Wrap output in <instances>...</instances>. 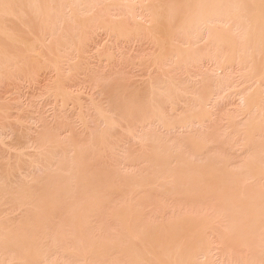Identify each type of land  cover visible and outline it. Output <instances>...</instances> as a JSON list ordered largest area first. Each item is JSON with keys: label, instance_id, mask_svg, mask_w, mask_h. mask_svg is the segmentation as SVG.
Instances as JSON below:
<instances>
[{"label": "bare ground", "instance_id": "bare-ground-1", "mask_svg": "<svg viewBox=\"0 0 264 264\" xmlns=\"http://www.w3.org/2000/svg\"><path fill=\"white\" fill-rule=\"evenodd\" d=\"M70 1V2H69ZM69 1H65V0H0V20H2V24H1V22H0V41H2V40H4V41H6V42H8L9 44L11 43L12 45L14 44V45H17L18 47H17V49L20 47V50H17L16 51V46H15V48H13L14 46H12V50H13V53H11V52H9V51H11V49L10 50H8L6 47H5V45H4V43H3V46L0 44V71H1V74H3L4 72H6V74L8 75V70L10 71V70H12V72L10 71V73H9V75L11 74V73H13V70H16L17 72L19 71V69L21 68V69H23V68H25V66L22 68V66H23V64H25V65H27V63L29 62V60H30V62H31V64L32 63H34L33 65H35V63L37 64L36 66L37 67H40L41 68V66L40 65H42V64H40V63H43L44 64V66L46 65V69H53L52 71H54L57 75H58V77H57V75H56V78H55V80H56V82H55V84H52L53 86H52V92H49V93H51L53 96L55 95V97L58 99L59 97L61 98V105L64 107V108H66L67 109V105L68 104H70L71 103V106L73 105V106H78L77 108H78V110H79V107L81 108V106H82V103H81V100L79 99V95H74V94H72V93H69L68 91H65V89L63 88V82H64V80L66 81L67 80V77L68 76H70V75H72V73H75L74 72V68H75V64L76 63H72V62H70L71 64H69L68 62H69V58H68V61L65 59V58H67V56H65L67 53V51L69 52V50H71V52L73 51V50H77V53H78V51L81 49L80 48V46H82V44L85 42V37H83V36H86L85 34L82 36L81 35V37H83L81 40H79V37H80V34L81 33H84V32H87V29L86 28H90L91 26L93 27V29L94 30H99V31H102V32H106V34H109V37H114V38H116V39H118V40H128V39H131L132 40V38H134V40L136 39L137 40V38H141V36L140 35H145V34H147L149 37H148V39H150V41L151 40H153V41H151V43H153L154 42V44L156 45V50H157V52L154 54V53H152L151 54V56L149 57V55H148V57H146L145 55H141V57H139V59H137L138 60V63H142L143 62V66L146 64V63H149L150 64V71H149V73H151L152 74V71H151V69L153 70V69H155V70H153L154 72V74H155V72H158V71H160L159 73L160 74H157V75H160V77H161V75H162V78L160 79V81H159V83H156V84H154V82H153V85H151L149 82H148V87H150L151 86V89L149 90V92L150 91H152V93H151V95L149 96V97H151L152 98V94H154V95H156V97L155 96H153V99H151L150 98V103L149 104H147V106L145 107V110L143 111V114L141 113V111H139L138 110V112H139V114L141 115L142 114V116H141V118H140V120L138 121V122H133L134 124H137L138 123V126H137V128L138 129H140V130H143L142 128H144L145 127V125L147 124V127L149 126L148 124H152V123H157V124H159L160 126H162V128L161 129H164L165 128V131H169L171 128H173V127H180V129H183V128H189V129H187V131L189 132V133H191L193 130L195 131V132H197V130H198V134H195V132H192L191 134H189V136L187 137L188 138V142L190 143V145H188V143L184 140V138H183V142H186L187 143V147L188 148H190V150H191V144H192V146L194 147V145L196 146V150H195V152L194 151H192V153H193V155L191 154V151H190V154L192 155V158H196L197 159V161H198V158L199 159H203L204 157H210V160H211V158L213 157V158H216V156H218V157H220L219 155H217L216 154V156L214 155V156H210V152H211V150L212 149H214V148H212V145H214L213 143H212V145L211 144H209L208 145V143H209V141H208V143H207V140L209 139V137L207 138L206 136H207V132L209 131L207 128H205L203 125H205V122H206V124H207V121L208 122H210L211 120H212V123H213V118H212V115L214 114L215 115V113L216 112H214L215 111V109L216 108H214V106H215V104L217 105L219 102H216V101H219L218 100V98H217V100L215 99V89H216V85H214V90H213V88H211V87H209L208 85V83H210V85L211 84H213L214 82V76L216 75V74H214V75H212L213 76V78H211V77H209V79H206V78H208V76H206L205 78H204V81L205 80H207V81H203L204 83H207V86H205V84L203 85L202 84V77H199L198 76V74H196L197 75V79H198V81L195 79V77L193 76V78H194V80H193V78H191L192 79V81L194 82L195 80L197 81V82H199L200 84L199 85H201L200 87L202 88L203 87V91H202V89L201 90H199V92L200 91H202L201 93H199V94H197V93H195V90H194V92H190L191 91V88H190V90H186V92H187V94L185 95V97H183V98H185V99H189V101L193 104H195V107H194V109L192 110L191 108H190V110H192V111H190V113L188 114V113H186V111H185V115H179V113H177L176 111V113L179 115H177V114H175V112L173 111V113H174V116H178L179 118L176 120V118L174 119V120H172V121H169L170 119H166V117L167 118H172V117H170V115H169V117L166 115L165 117H164V113L162 114V107H161V105L159 104V100L160 99H163L162 98V96L164 97V99L166 98V103L168 104L169 102H174V100H175V98H174V96H173V93H171V92H173V90L175 91V93L174 94H179V97L182 95V93H183V91L184 90H182L181 88H183V87H181V85H180V87L181 88H177L176 86H174V82H175V80H174V76L176 75V72H175V70L176 69H179V72H180V69H181V67H185V70H183V68H182V70L183 71H186L185 73L187 74V75H189V69H192V68H194L193 66L195 65V66H198L199 64L200 65H202L203 64V62H204V64H205V62H207L206 64H209V63H211L212 64V66H214L215 67V69H216V71H217V73H219L218 74V76L215 78L216 80H217V82H216V84L218 85H221L223 82H224V78L226 77V80H227V78H228V75H227V73H229V72H231L230 70H233L234 68H236V66H238L237 67V69H239L238 70V73H239V71H240V75H241V77L242 78H244L245 79V81H246V83L248 84V85H250V83H251V85L249 86V89L247 90V92H244V91H246V89L244 90L243 88H242V90H244V91H241L238 87H236V84H237V86H239L238 85V81H235V82H237V83H232V84H235L234 85V88H238V92H237V90H235V93L239 96V101H240V107L238 108L239 110H238V112H235V114L234 115H236L235 116V118H232V124H230L229 123V121L231 120H229L228 119V123L227 124H229V126L230 125H235V120H236V122H237V118H238V122H239V120L241 121V123H240V125L242 124V128L241 129H239L238 131H237V133L238 132H240V136L242 135L243 137H245V139H244V141L245 142H243V144L242 145H236L235 147L233 146V148H235L236 150H238V151H236L235 149V151L238 153H244V155L245 156H247V158H246V160H244L245 162H243L244 164H243V167H239L240 169H237V170H235L234 168H232L234 165H232L231 163H233L234 161H224L225 159L223 158V161H222V159L221 160H219L218 161V158L216 159V161H218V164H217V166H215V167H213V165H215L214 163H215V161H214V163L213 162H211V163H213V165H212V167H210V163H207V164H210L209 166H204V167H206V168H209V170L210 171H208L207 172V170L206 169H204L203 170V168H202V165L199 163V162H201L202 161V164H203V161L205 162V161H207V159H201V160H199V164L201 165V170H198L197 168H195V167H198V166H200L199 164H197V166H195L196 164L194 163L195 161H194V159H191V162L188 160V159H186L187 160V162H185L186 160H185V153L184 152H186L187 153V151L189 150H186V151H184L182 154H184L183 155V157L181 158V156H182V154H181V151H180V149H179V154H180V156H179V159L177 158V162H176V157L178 156H176V153H178V152H176L175 150H178V148H176L175 150H174V153H172V150H169L170 148L168 147V146H164V145H162V142H163V140L160 142L161 144L160 145H156V144H158V143H156L155 145L153 144V143H151V142H154V140H153V138H152V136L150 135V133H151V130H150V126H149V130L147 131L148 132V134H147V132L145 131L146 130V128L144 129V131H145V133H144V135L142 134V132L140 133L141 135V137L139 136V134L138 133H136L137 135H135V132L137 131V128L135 127V130L133 129V128H130V129H128V127L129 126H127V125H125V126H127V133L125 134V135H127V138L129 139V141H130V138H131V142L133 141L132 139H134V140H137L136 139V137L138 138V142L136 141V143H137V145H140L139 147H141V148H138L139 150L141 149V151H142V154L143 155H140V154H135V152H139V150H137V151H135L134 153L132 152V156H133V158L135 157L134 156V154L139 158V159H132V158H130L131 160H133V161H131L130 160V162H129V155H126L128 158V164L129 163H131V165H133V164H136L139 160H142L141 158H142V156H143V159L145 160V158L149 155V154H151V156L150 157H152L153 156V158H155V157H157V158H159V159H161L160 161H159V159H157L156 158V160L157 161H159V163H157V165H158V168H156L154 165H152L150 162L151 161H147L146 160V164H147V162L148 163H150L151 165H149V164H147L149 167L150 166H152V167H154L153 168V170H157V179H155V181L153 182V180L152 179H150V180H152V183H153V185L151 184L150 186H153L152 187V189L154 190V191H156V192H161V191H163L160 187H162L163 185H162V183L164 184V186H166V187H168V185L167 184H171V186L173 185L172 183H171V181H176V179H177V181H179V184H178V186H183L184 185V187H185V184H188V186L187 187H189V185H190V183H191V185L193 186L194 185V188H197L196 187V179H197V181L198 182H205L204 184H205V186H204V184L201 186V190H203V186H204V192H205V196L207 197H209V198H211V196L210 195H214V194H211V193H213V192H216L215 194H217V195H219V193H222L223 192V190H222V183H223V181H225V179L227 178V177H229L230 178V180H231V177L230 176H233V178H232V180H231V183L234 185L233 187H234V191H235V193H233V191L232 192H230L231 191V188H229L230 189V191H228L227 189H225L224 188V191H226V192H228V193H226V192H223V194L225 195V196H223V194H220L219 195V197H221L223 200H225V203L226 204H229L230 203V206L229 207H227L228 209L227 210H229V208H231V204L233 205L232 206V210L230 209V211H229V213H232L234 216H238V219H236V220H234L235 221V223H234V225L236 226V225H238L239 224V226H238V228L237 227H235L234 226V228H232V225L230 224V225H228V226H230V229H232L234 232H236V233H234L233 231H231L230 233H232L233 232V234H230L229 233V231H224V232H227V234H228V236L226 237V234H224V233H222V234H224V236L222 235V236H220V237H223L224 239L226 238V241H224V239H223V241L226 243L227 241H228V239L227 238H229V239H231V242L232 241H234V239L232 240V238L233 237H235V241H237L239 244H240V242L242 243L243 242V244L245 243V247H248V246H246V245H250V248H248V251H249V253L250 254H252V253H254V251L252 252V249H251V247L253 248V247H261L262 246V248H261V251H260V249L258 250V251H260V254L258 253V258L260 259V261H261V264H264V255L262 256L261 254H264V251L262 252V250H264V244L262 245V241L261 240H263V238L262 239H260L259 238V236H261V237H263L264 236V191H262L264 188H263V182H261L262 184H259L258 186L259 187H255V185H256V181L258 182L259 181V183H260V180H263L264 179V148H262V149H260V150H262V151H257V150H254V148H253V153H251V154H247L246 155V153L249 151L248 149H247V147H248V143L250 144V141H251V144H252V141H254L253 140V138H256L257 136H259V137H261V135L260 134H264V107H262V104H263V102H264V0H179V1H171L170 0V2L169 3H167L169 0H69ZM166 1V2H165ZM26 3L29 5V9H30V12H31V14L33 15L32 17H30L32 20H33V22L35 23V21H34V18L36 19V21L38 20V22H40L41 21V23H42V25H43V27H41L40 26V28L38 29L37 28V30L39 31L41 28H43V29H41V31L43 32V34L41 33V31H40V34L39 35H41V36H43V39H47V42H50V45L47 47V44H46V46H45V41L44 42H40L42 39H38V41H39V43L37 44L36 43V41H37V37H35L34 36V38H32L33 40H35V38H36V40L34 41V42H32L31 43V41H30V43L28 42L29 40L28 39H30V35L28 36V32H32L33 31V28H32V30H28V27H26L25 26V24H23V22H25V19L27 18L26 16H27V14H29L28 13V7H26L27 5H26ZM74 3V5H72ZM22 4H24V5H22ZM72 5V6H71ZM20 6H21V9H24V8H27L28 10H26L25 12L27 13H24L23 11H21V9H20ZM22 6H24L23 8H22ZM64 7H68V9H69V11L68 12H66V10H65V8ZM122 8V9H121ZM18 9V10H17ZM63 9L65 10V12L66 13H68V16L66 15V13L64 12V15H62V11H63ZM67 9V10H68ZM123 10V9H126L127 10V12L125 13L124 11L122 12L121 10ZM62 10V11H61ZM61 11V12H60ZM65 15L68 17L67 19L66 18H64V19H61V17L62 16H64L65 17ZM178 16V19H179V21H178V27H177V24H176V17ZM29 18V19H30ZM173 19H174V21H175V26L177 27V28H173L172 27V21H173ZM15 20V21H14ZM16 20H18L17 21V23L19 22V24L21 25V21H22V25H24V27H26L24 30H28V32H27V41L25 40V38L24 37H22L21 36V34H19V32L20 33H22V30H23V26L21 25L20 27H23L22 29L20 28V27H17L18 25H15L16 23ZM40 20V21H39ZM143 20V21H142ZM10 21H13L12 23H13V25H15L17 28H20V30L19 29H17V28H15L16 29V32L14 31V29L12 30L11 28H9L8 26H11L12 25V23L10 22ZM27 21L29 22V20L27 19ZM144 21H145V23H144ZM173 21V22H174ZM28 22H27V24H28ZM33 22L31 21V24L33 25ZM38 22H36V25H37V23ZM6 23L7 24H9L8 26L6 25ZM75 24V26L77 27H79V28H77V30H79L80 29V31H81V33L78 31V33H79V36H77L76 35V37L78 38V40L79 41H77V38H75L76 40L75 41H73L72 40V38H71V36H67V34L64 32V26H66V28H68V31L69 30H71L70 32H72V30H74V29H76V28H74V29H72V24ZM59 24H61V25H59ZM29 25H30V22H29ZM35 25V26H36ZM90 25V26H89ZM34 26V25H33ZM38 26H39V24H38ZM37 26V27H38ZM70 28H69V27ZM74 26V25H73ZM12 27V26H11ZM57 27H59V30H60V32H61V34H63V33H65V34H63L64 36L62 37V36H60V39H62V40H60L59 39V41L55 38V30L57 29L58 30V28ZM12 28H14V27H12ZM31 29V28H30ZM17 30H18V33H17ZM34 30H35V28H34ZM37 31V32H38ZM84 31V32H83ZM90 31H92L91 30V28H90ZM36 32V31H35ZM36 32V33H37ZM59 32V33H60ZM66 32H67V30H66ZM69 32V33H70ZM29 33V34H30ZM56 34L58 37H59V35L60 34ZM90 33V32H89ZM96 33V32H95ZM101 33V32H100ZM23 34V33H22ZM33 33H31V35H32ZM74 34H75V30H74V33H73V35H72V37H75L74 36ZM76 34H77V31H76ZM93 34V33H92ZM25 35V34H24ZM70 35V34H69ZM143 35H142V37H143ZM33 36V35H32ZM88 36V35H87ZM146 36V35H145ZM145 36H144V39H145ZM46 37V38H45ZM147 37V36H146ZM41 38V37H40ZM49 38H50V41H49ZM90 38V37H89ZM139 40V39H138ZM77 41V42H76ZM129 41V40H128ZM149 41V40H148ZM46 42V43H47ZM78 43V46H76L74 43ZM110 42L112 43V41L110 40ZM1 43V42H0ZM35 43L37 44V45H41L39 48L41 49V47L42 46H44V47H46V49H47V55L46 56H44V57H49L50 58V61H49V59L46 61L44 58H43V56H41V55H44V54H41L42 53V51H41V53H40V51H38V49L36 50V48H35ZM128 43V42H127ZM117 44V43H116ZM153 44V45H154ZM85 45V44H84ZM6 46H7V44H6ZM8 47V46H7ZM10 47V46H9ZM84 47V46H83ZM43 48V47H42ZM105 48V47H104ZM107 48H109V45H108V47ZM43 50H45V49H43ZM101 50H102V48H101ZM110 50V49H109ZM66 51V52H65ZM116 51V50H115ZM82 52V50L80 51V53ZM99 52V51H98ZM154 52H155V49H154ZM45 54H46V52H44ZM70 53V52H69ZM76 53V52H75ZM119 53V52H118ZM68 55V54H67ZM71 55V54H70ZM76 55V54H75ZM82 54H80L79 55V57L81 56ZM97 55V54H96ZM120 55V54H119ZM153 55V56H152ZM69 56V55H68ZM76 56H78V55H76ZM75 56V57H76ZM100 57V58H103L104 60L106 59V60H109L110 62L114 59V54H113V52H112V50H110V51H108V50H105V49H103V51H100L99 53H98V55H97V57ZM74 57V58H75ZM77 58V59H81V57L80 58ZM23 58H26L25 59V61L28 59V61L26 62V63H23L24 62V60H23ZM120 58V57H119ZM136 58V57H135ZM138 58V57H137ZM22 59V62H20V60ZM76 59V58H75ZM77 59L75 60V62L77 61ZM136 60V61H137ZM86 61V60H85ZM123 61V60H122ZM135 61V62H136ZM30 62H29V64H30ZM118 62V61H117ZM146 62V63H145ZM20 63H22V65L20 64ZM81 63H82V61H81ZM121 63V62H120ZM123 63V62H122ZM125 63V62H124ZM137 63V62H136ZM137 63V64H138ZM140 63V64H141ZM145 63V64H144ZM73 64V65H72ZM79 64H80V61H79V63L77 64V66H79ZM109 64V63H108ZM135 64V63H134ZM140 64H138V65H140ZM167 64V65H166ZM198 64V65H197ZM205 64V65H206ZM210 64V65H211ZM148 64H146V66H147ZM43 66V65H42ZM43 66V67H44ZM137 66V65H136ZM146 66H145V68H146ZM235 66V67H234ZM28 67L30 68V65L29 66H27V70H28ZM49 67H51V68H49ZM142 67V66H141ZM192 67V68H191ZM201 67H203V65L201 66ZM201 67H199V69H200V72H201ZM214 67H213V69H214ZM234 67V68H233ZM32 68H33V66H32ZM35 68V67H34ZM176 68V69H175ZM38 69V68H37ZM45 69V68H44ZM43 69V70H44ZM84 69V68H83ZM173 69H174V72H173ZM197 69V68H196ZM212 69V68H211ZM26 69H24V73L26 72L25 71ZM30 70H31V68H30ZM39 70V69H38ZM41 70V69H40ZM81 70H82V68H81ZM157 70V71H156ZM162 70V71H161ZM198 70V69H197ZM33 71V70H32ZM32 71H30L31 73H32ZM48 71V70H47ZM202 71H203V68H202ZM211 71V70H210ZM209 71V72H210ZM213 71H215V70H213ZM213 71H211V72H213ZM229 71V72H228ZM20 72V71H19ZM18 72V73H19ZM22 72V73H23ZM182 72V71H181ZM235 72L237 73V70H235ZM21 73V74H22ZM26 73H28V72H26ZM173 73H175L174 75H172ZM191 73H193V71H191ZM190 73V74H191ZM198 73H199V71H198ZM203 73H205L204 71H203ZM214 73V72H213ZM212 73V74H213ZM242 73V74H241ZM6 74H4L3 75V77L5 76V78H6ZM150 74V75H151ZM185 74V75H186ZM194 74V73H193ZM28 75V74H27ZM54 75V76H55ZM60 75H62V76H60ZM179 75V74H178ZM199 75H203V74H200L199 73ZM205 75H207V73H205ZM205 75H203V76H205ZM231 75L232 74H230V77H231ZM236 75H238V74H236ZM11 76V75H10ZM15 76V75H14ZM29 76V75H28ZM73 76V75H72ZM148 76H149V74H148ZM156 76V75H155ZM177 76V75H176ZM1 77L2 76H0V79H1ZM11 77H13V75L11 76ZM23 77V76H22ZM179 78H184V76L182 75H179L178 76ZM178 77H175V79H177V80H179L178 79ZM187 77V76H186ZM190 77H192V74L189 76V80H190ZM223 77V78H222ZM230 77H229V79H230ZM250 77V78H249ZM251 77H253V79H251ZM5 78H4V80H5ZM34 78H35V76H34ZM145 78H147V80H148V77H145ZM152 78V80H153V77H151ZM188 78V77H187ZM238 78H240L239 77V75H238ZM242 78H240V79H242ZM249 78V80L251 79V82H249V80H247ZM7 79H8V77H7ZM69 79V78H68ZM155 79V78H154ZM210 79H213V83L212 82H210L209 80ZM231 79L233 80V77H231ZM230 79V80H231ZM236 79H237V77H236ZM244 79H242L243 80V84H244ZM4 80H2V82L4 81ZM14 80V79H13ZM54 80V81H55ZM127 80V79H126ZM150 80V79H149ZM148 80V81H149ZM181 80V79H180ZM183 80V79H182ZM185 80V79H184ZM242 80H241V82H242ZM154 81V80H153ZM156 81V80H155ZM174 81V82H173ZM191 81V82H192ZM209 81V82H208ZM228 81V83L229 84H231L230 82L231 81H229V80H227ZM1 82V83H2ZM5 82V81H4ZM67 82V81H66ZM122 82H124V81H122ZM151 82V81H150ZM158 82V81H157ZM185 82V81H184ZM186 82H187V79H186ZM189 82V81H188ZM196 82V84H198ZM9 83V82H8ZM110 83V82H109ZM125 83V82H124ZM152 83V82H151ZM180 83V82H179ZM225 83H226V81H225ZM111 84V83H110ZM126 84V83H125ZM128 84V83H127ZM177 84V86L179 85L178 83H176ZM186 84V83H185ZM195 84V83H194ZM229 84L227 85H225L226 87H229ZM239 84H240V81H239ZM246 84V85H247ZM117 85V84H116ZM114 86V87H117V86ZM122 85V84H121ZM150 85V86H149ZM223 85V84H222ZM221 85V86H222ZM246 85L244 84V86L243 87H246ZM97 86V85H96ZM120 86V85H119ZM124 86V85H123ZM183 86V85H182ZM187 86V85H186ZM189 86V85H188ZM187 86V87H188ZM191 86L193 87V85L191 84ZM196 86V85H195ZM198 86V85H197ZM205 86V87H204ZM211 86H213V85H211ZM221 86H219V87H217L218 89L219 88H223L224 89V87H221ZM241 86V85H240ZM109 87H110V85H109ZM187 87H185V89L187 88ZM232 87H233V85H232ZM242 87V86H241ZM93 88V87H92ZM91 88V89H92ZM229 88H231V87H229ZM247 88V87H246ZM99 89V88H98ZM123 89V88H122ZM140 89V88H139ZM188 89V88H187ZM193 89H196V87L194 88L193 87ZM192 89V90H193ZM219 90L221 93H223L222 92V90ZM228 89V88H227ZM232 89V88H231ZM51 90V89H50ZM97 90V89H96ZM108 90H109V88H108ZM116 90V89H115ZM125 90H126V88H125ZM132 90V89H131ZM130 90V91H131ZM137 90V89H136ZM229 90V89H228ZM133 91V90H132ZM132 91H131V93L130 94H132ZM216 91H217V89H216ZM224 91V90H223ZM225 91H226V89H225ZM231 91V90H230ZM83 92V91H82ZM110 92V91H109ZM126 92V91H125ZM129 92V91H128ZM134 92H135V90H134ZM138 92H139V90H138ZM234 92V89L232 90V92L229 94V92L226 94L225 93V95H228L229 94V96L230 95H232V93ZM80 93V92H79ZM103 93V92H102ZM119 93H120V91H119ZM124 93V92H123ZM82 94V93H81ZM106 93H104V95H105ZM116 94V93H115ZM115 94L113 95L114 96V98L116 97H118L117 95L115 96ZM148 94V93H147ZM150 94V93H149ZM108 95H111V94H108ZM126 95V94H125ZM128 95H129V93H128ZM175 95V96H176ZM217 95V94H216ZM224 95V96H225ZM136 96V95H135ZM140 96V95H139ZM161 96V97H160ZM223 96V95H222ZM236 95H234L233 97L234 98H236L235 97ZM105 97H106V95H105ZM121 97V96H120ZM119 97V99H121ZM124 97V96H123ZM126 97V96H125ZM132 97V96H131ZM137 97H138V94H137ZM142 97V96H141ZM154 97L157 99L158 97H159V100L158 101H156L155 99H154ZM172 97H173V100H172ZM176 97H178V96H176ZM226 97V96H225ZM224 97V98H225ZM228 97V96H227ZM126 98H130V96H128V97H126ZM223 97H221V99H222ZM92 99V98H91ZM107 99H109L108 98V96H107ZM118 99V103H119V100ZM124 99V98H123ZM167 99H171V100H169V102L167 101ZM55 100V99H54ZM101 100H102V98H101ZM132 100V99H131ZM134 100V99H133ZM132 100V101H133ZM147 100H149V98L147 99ZM176 100H177V102H181V100H182V96H181V98H180V100L178 99V98H176ZM184 100V99H183ZM98 101V100H97ZM125 101H127L126 99H125ZM130 101V100H129ZM143 101V100H142ZM185 101V100H184ZM93 102V101H92ZM143 102H145V99H144V101ZM165 102V101H164ZM163 102V103H164ZM96 103V102H95ZM101 104H102V102H100ZM113 103H115L116 104V101L114 102V100H113ZM162 103V102H161ZM176 103V102H175ZM185 103H186V101H185ZM239 103V102H238ZM97 104V103H96ZM101 104H97L96 105V107L98 106V108H97V113H100L102 116H103V118L101 117V120L102 119H104V124L106 125L105 126V129L107 128V130L109 131V130H111V131H109V133H108V131L106 130V132H104V135L102 136V134L100 135L101 137H102V140H99V138H98V140L100 141V142H102L103 144H104V149H107L108 151H109V153H108V156L105 154V153H107V150H103V151H105V152H98V154L99 153H102L101 155L103 156V157H105L103 154H105L106 155V158H108V157H110L109 156V154L111 155V153L113 154H115V145H117V143L118 142H124V139H126V141H127V138H122L121 137V141L120 140H118L117 141V143H115L114 141H115V136H114V138L115 139H113V133H112V131L113 130H115V135H117L119 132L116 130V129H118V128H121L122 127V124H124V121L126 122V120L125 119H123V121L122 120H118V118L116 119V117L114 118L111 114H108V113H110V111L107 113V111L105 110V108H104V110L106 111H103V110H101ZM103 104H106V102L105 103H103ZM108 104H110V103H108ZM131 104H132V102H131ZM135 104V101L133 102V104L132 105H134ZM145 104V103H144ZM184 103H182V105H183ZM190 104V103H189ZM189 104H187L186 105V107H189ZM193 104V105H194ZM4 105H6V103L4 104ZM107 105V104H106ZM105 105V106H106ZM121 105V104H120ZM132 105H130V107H128L129 109H127V111L125 110L126 108H127V105H126V108H123L124 109V111H125V117L126 118H128L129 120L131 119V117L133 118V117H135V116H133L134 114H132L131 113V115H129V117H127V113L126 112H128V114H129V110L131 109L132 110ZM136 105V104H135ZM134 105V107H136ZM170 105V104H169ZM178 103H177V107H178ZM103 106V105H102ZM164 106V105H163ZM172 106V105H171ZM190 106H191V104H190ZM3 107V106H2ZM9 107V106H8ZM101 107V108H100ZM109 107V106H108ZM108 107L106 108V109H108ZM139 107H140V105H139ZM139 107H138V109H139ZM141 107H142V105H141ZM144 107V106H143ZM173 107V106H172ZM176 107V104H175V106L173 107V109L174 108H176V109H180V108H177ZM217 107H218V105H217ZM72 108V107H71ZM93 108H95V104H94V107ZM119 108V107H118ZM182 108V107H181ZM61 109V108H60ZM136 109V108H135ZM144 109V108H143ZM187 109V108H186ZM185 108H184V110H186ZM3 110V109H2ZM2 110H1V112H0V114H2ZM94 110V109H93ZM109 110V109H108ZM115 110V109H114ZM116 110H117V107H116ZM115 110V112H118V111H116ZM134 110V109H133ZM132 110V111H133ZM4 112H3V114L6 112L5 110H3ZM9 111V110H8ZM131 111V112H132ZM163 111H164V109H163ZM183 111V110H182ZM258 113H257V112ZM82 112V111H81ZM111 112H113V114L115 113L114 111H112L111 110ZM180 112V111H179ZM252 112H254L255 114H256V116L257 117H260L259 119H253L251 116L253 115V114H251ZM96 113V112H95ZM133 113H134V111H133ZM171 113V112H170ZM173 113H171V114H173ZM181 113V112H180ZM238 113V114H237ZM259 113H260V116H258L259 115ZM2 114V115H3ZM121 114V113H120ZM166 114V113H165ZM258 114V115H257ZM84 115V114H83ZM116 115V114H115ZM122 115V114H121ZM121 115H119V116H121ZM216 115H217V113H216ZM100 116V115H99ZM172 116V115H171ZM231 116V115H230ZM255 116V115H254ZM3 117V116H2ZM1 117V119H7L6 118V116H4L3 118ZM9 117V116H8ZM123 117H124V115H123ZM137 117V118H138ZM232 117H233V115H232ZM256 117V118H257ZM80 118V117H79ZM212 118V119H211ZM228 118H231V117H228ZM134 119H136V118H134ZM131 120V122L132 121H135V120ZM85 120V121H84ZM82 119V118H80L79 119V121H81L80 123V125H82L84 128H85V126L88 128V126L87 125H85V123H86V119ZM234 121V122H233ZM2 122V121H1ZM8 122V121H7ZM130 122V121H129ZM128 122V123H129ZM127 123V122H126ZM215 123V122H214ZM79 124V123H78ZM157 124H155L156 126H157ZM238 124V123H237ZM13 125V124H12ZM143 125H144V127H143ZM154 125V124H153ZM152 125V126H153ZM195 125H197V128L198 129H195L196 128V126ZM212 125V124H211ZM211 125H209V126H211ZM214 125V124H213ZM212 125V126H213ZM239 124L237 125V126H240ZM1 127H3L2 125H0ZM7 126H9V127H11L10 125H7ZM130 126H132L131 125V123H130ZM139 126H141V128L139 127ZM159 126V127H160ZM5 127V126H4ZM62 127V126H61ZM80 127V126H79ZM155 127V126H154ZM175 127V128H176ZM195 127V128H194ZM199 127L202 129V130H204V129H207L206 130V133H205V135H204V133H202V135H200L201 133H200V129H199ZM203 127V128H202ZM208 127V126H207ZM214 127V126H213ZM233 128H235V126H232ZM157 129L156 130H158V126L156 127ZM174 128V129H175ZM194 128V129H193ZM229 128L230 127H228V130H229ZM3 129H5V128H0V133H2L3 132ZM11 129V128H10ZM56 129H57V127H56ZM62 129V131H66V132H68V133H70L71 134V129L68 131V129L67 128H60V130ZM167 129V130H166ZM237 128H235V130H236ZM6 130H8V127L6 128ZM30 130V129H29ZM86 130V129H85ZM103 131H105L104 129H102ZM185 130V132H187L186 131V129H184ZM190 130H192L191 132H190ZM201 130V132H203ZM117 131V132H116ZM124 131H125V129H124ZM135 131V132H134ZM149 131H150V133H149ZM171 131H173V130H171ZM123 132V131H122ZM139 132V131H138ZM170 132V131H169ZM230 132H232L233 133V137H234V131H233V129H232V131H231V128H230ZM4 133H5V131H4ZM48 133H49V131H48ZM58 133V132H57ZM57 133H55V134H57ZM110 133H112V135L110 134ZM124 133V132H123ZM123 133H121V134H123ZM165 133V132H164ZM174 133H175V131H174ZM209 133V132H208ZM5 134H7V133H5ZM45 134V133H44ZM53 134V133H52ZM64 134V133H63ZM73 134V133H72ZM108 134H109V136H108ZM225 134V133H224ZM13 135V134H12ZM46 135H47V133H46ZM45 135V136H46ZM86 135V134H85ZM120 135V134H119ZM203 135L206 137V144L205 143H203V141H204V138L205 137H203ZM229 135H231V133L229 134ZM4 136V135H3ZM45 136H44V138H45ZM49 136V135H48ZM51 137H52V135H50ZM58 136H59V134H58ZM96 136V135H95ZM94 136V137H95ZM210 136V135H209ZM225 136V135H224ZM232 136V135H231ZM239 136V137H240ZM92 137V136H91ZM93 137V138H94ZM109 137V138H108ZM202 137H203V139H202ZM236 137V136H235ZM264 136L262 135V138H263ZM2 138V137H1ZM0 138V139H1ZM4 138V137H3ZM56 138H57V141H58V137L56 136ZM60 138V137H59ZM154 138H155V136H154ZM158 138V137H157ZM214 138V137H213ZM229 138V137H228ZM94 139H96V137L94 138ZM176 139V138H175ZM178 139V138H177ZM218 139V138H217ZM225 139H227V137L225 136ZM236 139V138H235ZM237 139H238V136H237ZM242 138H240V140H241ZM6 140V139H5ZM4 140V141H5ZM48 140V139H47ZM52 140H54V139H52ZM52 140H48L49 142H47V143H45V141H44V144H45V146L43 145V144H41V143H38V147H41L42 145L44 146V147H46L47 146V144L51 147L52 145H53V142H54V146H53V148H52V150H51V148L50 149H48V150H51L50 151V153H51V155H49V159L48 160H51V162L54 160L55 161V159H57L56 158V155L57 154H59V152H58V150L60 149V151H62V149L60 148L61 147V143L59 144H56V140H54L53 142H52ZM60 140H61V138H60ZM66 140V139H65ZM84 140V139H83ZM106 140H107V142H106ZM112 140H113V142L115 143V144H110L109 142H112ZM157 140V139H156ZM166 140V139H165ZM214 140H216V139H214ZM229 140V139H228ZM227 140V141H228ZM232 140V139H231ZM1 141H2V139H1ZM33 141V140H32ZM41 142H42V139L40 140ZM63 141V140H62ZM69 141H71V140H69ZM75 141V140H74ZM128 141V142H129ZM169 142V144H171V140H169V139H167L166 140V143H168ZM174 141V140H173ZM172 141V142H173ZM181 141V140H180ZM211 142L213 141V140H210ZM218 140H216V142H217ZM227 141H225V142H227ZM230 141V140H229ZM235 141V140H234ZM242 141V140H241ZM259 140L257 139V142H258ZM6 142V141H5ZM15 142V141H14ZM35 142V141H34ZM52 142V143H51ZM87 142V141H86ZM95 142V141H94ZM94 142H93V149H94V147L96 146V145H102V143H100V144H97L96 142V145L94 146ZM135 142V141H134ZM179 142V141H178ZM177 142V143H178ZM215 142V143H216ZM240 142V141H239ZM2 143H3V141H2ZM12 143V142H11ZM10 143V144H11ZM31 144H32V142H30ZM50 143V144H49ZM77 142H75V144H76ZM80 143V142H79ZM90 143V142H89ZM118 144L119 145V147L121 148L122 147V150L121 149H116L117 150V157H118V155H124V152H123V149L125 148V145H123L122 146V144ZM125 144H128V143H126V142H124ZM123 143V144H124ZM133 143V142H132ZM180 144H181V142H179ZM232 143H233V141H232ZM235 143H236V141H235ZM254 143V142H253ZM263 143V142H262ZM4 144V143H3ZM15 144V143H14ZM36 144V143H35ZM34 144V145H35ZM39 144H41V146L39 145ZM63 144V143H62ZM71 144H73L72 143V141H71ZM70 144V146H72ZM130 144V143H129ZM151 144V147H153V145H154V147L155 148H151L149 145ZM163 144H165V143H163ZM173 144H176V142L174 141V143ZM222 144V143H221ZM227 144H228V142H227ZM89 144H87V146H88ZM118 145H117V148H118ZM136 145V144H135ZM166 145V144H165ZM211 145V146H210ZM260 145H261V142H260ZM5 146H6V144H5ZM17 146H19V145H17ZM26 146V145H25ZM27 146H29L30 147V144H28ZM27 146H26V148H27ZM42 146V147H43ZM67 146V145H66ZM78 146V145H77ZM77 146L76 145H74L73 144V150L72 149H69V150H72V151H70V152H72L71 153V155H72V157H74L71 161L72 162H74V161H77L78 162V160H80V157H81V154H80V151H79V149H82V148H77ZM81 146H84V145H82L81 144ZM86 146V147H87ZM127 146V145H126ZM132 146H134V145H132ZM175 146L176 145H174V148H175ZM181 146H182V144H181ZM208 146H210V148H208ZM225 146V145H224ZM227 146V145H226ZM258 146V145H257ZM262 146H264V145H262ZM22 147V146H21ZM36 148H37V150L39 149L37 146H35ZM34 147V148H35ZM42 147H41V149H42ZM86 147H85V149H86ZM102 147V146H101ZM149 147H150V149H149ZM164 147H165V149H164ZM170 147L172 148V145H170ZM177 147V146H176ZM217 147H219V142L217 143ZM230 147L232 148V146L230 145ZM259 147V146H258ZM261 147V146H260ZM9 148V147H8ZM7 148V149H8ZM22 148H24V145H23V147ZM25 148V149H26ZM34 148H33V150H34ZM36 148H35V150H36ZM65 148V147H64ZM64 148H63V152L65 151L64 150ZM71 148V147H70ZM92 148V147H91ZM91 148H89V154L88 153H86L87 155H90L91 154V152H90V149ZM96 148H99V147H97L96 146ZM95 148V149H96ZM102 148V149H103ZM130 148V147H129ZM133 148H135V146L133 147ZM167 148H168V150H167ZM173 148V149H174ZM181 148V147H180ZM184 148V146L181 148V149H183ZM186 148V147H185ZM212 148V149H211ZM230 148V149H231ZM11 149V148H10ZM15 149V148H14ZM24 149V150H25ZM29 150L31 149V148H28ZM43 149H45V148H43ZM126 149L127 148H125L124 149V151H126ZM209 149H211L210 151H209ZM22 150V149H21ZM28 150V152L26 153V155L28 156L29 155V151ZM46 150V149H45ZM68 150V149H67ZM66 150V151H67ZM87 150V149H86ZM129 150V149H128ZM127 150V151H128ZM132 150V149H131ZM148 150H150V152H148ZM215 150V149H214ZM246 150H247V152H246ZM15 151V150H14ZM18 151V150H17ZM23 151V150H22ZM22 151H19L20 152V154L22 155V156H24L23 155V153H25V152H23L22 153ZM140 151V152H141ZM165 151H167L166 153H164ZM168 151H170V153L171 154H173L174 155V157H172L173 159H174V161L176 162V165H177V163L178 162H181V161H183L181 164H179V167H181V165H183L184 163L186 164V163H189L190 162V164L188 165V164H186V166L188 165V167H186V166H184L183 165V168L181 167V168H179V167H175L174 168V166H176V165H173V164H175L174 163V161L173 160H171L172 158L170 157V156H173V155H171L170 153L168 154ZM218 151V150H217ZM222 151V150H221ZM225 151V150H224ZM231 151H233V150H231ZM246 153H245V152ZM251 151V150H250ZM31 152H36V151H32L31 150ZM40 152V151H39ZM38 152V153H39ZM47 151H42V152H40V153H42V154H45ZM49 152V151H48ZM56 152H58V153H56ZM63 152H61V153H63ZM68 152V151H67ZM69 152V153H70ZM82 153L84 152V151H81ZM87 152V151H86ZM92 152H96V151H92ZM139 152V153H140ZM176 152V153H175ZM189 152V151H188ZM16 153V152H15ZM69 153H66V155L68 154L69 155ZM30 154H32V153H30ZM47 154V153H46ZM45 154V155H46ZM64 154V153H63ZM84 154V153H83ZM85 154V155H86ZM126 154V153H125ZM212 154V153H211ZM229 154H233V153H229ZM228 154V155H229ZM16 155H17V153H16ZM19 155V154H18ZM25 155V156H26ZM61 155V154H60ZM60 155H59V157H60ZM85 155H84V158H83V160H81L82 161V163L84 164V161H85ZM93 155H96V154H93ZM101 155H100V157H101ZM122 155V156H123ZM223 155H225V154H222V156ZM230 155V156H231ZM20 156V155H19ZM19 156H18V158H19ZM24 156V157H25ZM31 156V155H30ZM36 156H41V155H36ZM47 156H48V154H47ZM92 156V155H91ZM126 156H125V158H126ZM145 156V157H144ZM221 156V157H222ZM230 156H229V159H230ZM240 156V155H239ZM243 156V155H242ZM241 156V157H242ZM245 156L243 157V159H245ZM33 157L35 158V156L33 155ZM44 157H46V156H44ZM50 157H51V159H50ZM61 157H62V155H61ZM65 157V156H64ZM97 157V156H96ZM95 157V158H96ZM113 157H115V155L113 156ZM117 157H115V159L117 158ZM131 157V156H130ZM168 157H170V159L168 158ZM186 157H188V156H186ZM20 158H21V156H20ZM29 158V157H28ZM40 158H43V156L42 157H39V159ZM63 158V157H62ZM62 158H58L57 160H59V159H61L60 161L62 162ZM93 158L94 157H90V158H88V162H93V161H95V162H97V163H100V166L99 165H95V166H99L98 168L100 169V168H102L103 170H104V168H108V169H106L107 170V172H109L110 170L112 171V169H110L109 170V166L110 165H108L107 164V161L105 162V160H104V162L106 163V165L104 166V167H102L103 165H101L102 163L99 161H97V159H95V160H93ZM213 158H212V160H213ZM225 158H228V156H226ZM17 159V158H16ZM24 159V158H23ZM22 159V160H23ZM38 159V158H37ZM38 159V160H39ZM46 159H47V157H46ZM86 159H87V157H86ZM91 159V160H90ZM114 159V158H113ZM119 159V161H120V158H118ZM117 159V160H118ZM123 159H124V157H123ZM148 159H149V157H148ZM151 159V158H150ZM167 159H168V161L170 162V160H171V163H168V161H167ZM220 159V158H219ZM231 159H233V158H231ZM243 159H240L241 161L243 160ZM25 160H27V158L26 159H24V161ZM66 159L64 158V161H65ZM69 160L70 159H68V162L66 163V164H68L69 163ZM111 160H112V157H111ZM110 160V162H112ZM135 160H136V163H135ZM155 159H154V164H156V161ZM185 160V161H184ZM211 160V161H212ZM215 160V159H214ZM17 161L18 162H20L18 159H17ZM29 161V160H28ZM67 161V160H66ZM124 161H125V159H124ZM167 161V167L168 168H170V164L173 166V169H172V171H166L167 169H165V166H164V169L165 170H163L162 172H160V170L163 168L162 166V164H165V162ZM173 161V162H172ZM189 161V162H188ZM193 161V162H192ZM209 161V160H208ZM31 162V161H30ZM34 162V161H33ZM36 162H37V160H36ZM45 162H47V161H45ZM117 162V161H116ZM121 162V161H120ZM140 162V161H139ZM161 162V163H160ZM229 162H230V164H229ZM236 162V161H235ZM44 163V162H43ZM48 163V162H47ZM57 162L55 161V162H53V165H49V166H47L48 164H46V166H47V168H48V170H49V173L51 174V170L53 171V170H56V174L58 173L57 172V169L58 170H60V172L61 171H63L64 169H59V166H57V164H56ZM86 163V162H85ZM109 163V162H108ZM118 163V162H117ZM122 163V162H121ZM142 163V162H141ZM141 163H139L140 164V166H141ZM173 163V164H172ZM197 163V162H196ZM22 164V163H21ZM21 164H20V166H21ZM38 164H40L39 162L38 163H34V164H30V165H34V168L35 169H37L36 168V166L38 165ZM49 164H52V163H49ZM74 164V166H75V163H73ZM80 164V166L82 167L83 165H81V163H79ZM94 164V162L91 164V167L89 166V165H87V166H89V169L87 170V171H89L90 169H92L93 167L92 166H94L93 165ZM143 164V163H142ZM145 164V163H144ZM159 164H161V165H159ZM206 164V163H205ZM241 163H239V165H240ZM19 165V164H18ZM29 165V167H31ZM57 166L58 168H55V169H53V166ZM61 165H63V162H62V164ZM84 165H86V164H84ZM114 166H115V164H113ZM112 165V166H113ZM126 165V164H125ZM131 165H128V166H130L131 168H133V166H131ZM231 165V166H230ZM239 165H237V167L239 166ZM12 166H14V165H12ZM39 166V165H38ZM65 166V163H64V165L62 166V167H64ZM67 166H69V164L67 165ZM76 166H78V165H76ZM106 166H108V167H106ZM111 166V167H112ZM118 166V165H117ZM123 166V165H122ZM127 166V165H126ZM178 166V165H177ZM230 166V167H229ZM236 166V165H235ZM234 166V167H235ZM19 167V166H18ZM40 167H42V168H44L42 165H40ZM39 167V168H40ZM118 167H120V166H118ZM145 167V166H144ZM143 166H142V168H144ZM147 167V166H146ZM146 167H145V169H146ZM152 167H150L151 169H152ZM185 167V168H184ZM13 168V167H12ZM17 168V167H16ZM33 167H32V171H34L35 169H34ZM46 168V167H45ZM44 168V169H45ZM72 168V167H71ZM83 168V167H82ZM85 168H87V167H85ZM95 168V167H94ZM117 168V167H116ZM135 168H138V169H136V170H138V171H140V168L138 167V165H136L135 166ZM134 168V169H135ZM211 168H212V170H211ZM236 168V167H235ZM9 169V168H8ZM15 169V168H14ZM20 169V168H19ZM29 169V168H28ZM41 169V168H40ZM39 169V170H40ZM75 169V168H74ZM181 169L182 170H184L185 172H184V176H183V174H181ZM188 169V170H187ZM195 169H197V171L199 172L200 171V175L199 174H197V176H199L200 177V179H199V177H195L193 174H190L191 173V171H193V170H195ZM24 170H26V168H24ZM38 170V169H37ZM46 170V169H45ZM79 170H80V168H79ZM79 170H77V169H75V170H73L72 172L71 171H69V172H67V174L66 175H68L67 177H68V179H66V181H68V183L66 182V185L67 184H69V186L67 187L66 185H65V187L64 188H66L64 191L63 190H60V187L61 188H63L60 184H57V186H59V191L61 192L62 191V193L63 192H65V194H68L67 196H71L72 194V192H71V190L73 189L74 190V186H72L70 183H69V178H70V176H76L75 174H77V172L79 171ZM114 170V169H113ZM118 170V169H117ZM117 170H115L116 172H118ZM153 170H151V171H153ZM155 170V171H156ZM178 170V171H177ZM2 171H3V169H1V167H0V172L2 173ZM7 170L5 169V172H6ZM9 171H11V170H8L6 173L4 172V174H7ZM21 171L23 172V174H25L24 173V171L22 170V168H21ZM36 171V170H35ZM65 171H66V169H65ZM82 171V173H84L83 171H85V170H81ZM81 171H79L78 172V177H79V182H81V180H80V178H82V176L84 175V174H82L81 173ZM87 171H85L86 172V174L88 175L87 177H85V179H87L90 175V179L92 180L93 178H94V176H92V174L91 173H89V172H87ZM101 171V170H100ZM135 173H136V176H135V174H133V172H132V174H133V176H131V174H129L132 178L130 179V177H128V174H126V176L128 177L127 179L126 178H124V176H122V179L124 178V179H126L125 181H128L129 182V180H131V182L132 183H130V184H133V183H135V181L137 180L138 182V184H137V186H139L140 185V187H141V189L143 190L144 188H145V186L147 185V183H146V185H144V187L140 184V182L139 181H141L142 182V180H141V176L139 177V179L137 178V176H138V174L140 173L141 174V172H143V171H141V172H137V171H135V170H133ZM164 171H166V175L165 176H163L162 177V175H158V174H160V173H164ZM177 171V172H176ZM197 171H195V172H197ZM11 172H13V171H11ZM22 172H20V173H22ZM26 172V171H25ZM28 172V171H27ZM29 172H30V170H29ZM95 172V171H94ZM98 172V171H97ZM147 172V171H146ZM168 172V173H167ZM178 174H176V173ZM194 172V171H193ZM192 172V173H193ZM195 172H194V174H195ZM197 172V173H198ZM0 173V174H1ZM17 173V172H16ZM55 173V172H54ZM81 173V175L79 176V174ZM103 173V172H102ZM110 173V172H109ZM112 173H113V171H112ZM125 173V172H124ZM128 173V172H127ZM129 173H131V172H129ZM143 173H145V172H143ZM152 173H154V172H152ZM175 173V176L173 177V174ZM4 174H1L2 175V178H3V175ZM18 174H19V170H18ZM32 174V173H31ZM61 174V173H60ZM65 174V173H64ZM90 174V175H89ZM114 174V173H113ZM119 174H122V173H119L118 172V176H120ZM0 175V176H1ZM44 175V174H43ZM59 175V174H58ZM65 175V176H66ZM116 175V174H115ZM124 175V174H123ZM144 175V174H143ZM150 174L148 173V175L147 176H149ZM192 175V176H191ZM24 175H22V177H23ZM28 176H30L28 173H27V177ZM49 176V175H48ZM57 176V175H56ZM60 177L59 178H61V175H59ZM104 176V175H103ZM107 176V175H106ZM108 176H110L109 174H108ZM117 176V177H118ZM136 177L135 178V180H133V177ZM153 176H154V174H153ZM158 176H160V177H158ZM193 176H194V178H193ZM7 177V182H8V176H6ZM6 177H4V178H6ZM9 177H11V175L9 174ZM18 177V176H17ZM32 177H34V176H32ZM31 177V178H32ZM43 177H45V176H43ZM78 177H77V179H78ZM100 177V176H99ZM98 177V178H99ZM121 177V176H120ZM120 177H118L119 178V180H120ZM150 177V176H149ZM156 177H154V178H156ZM12 178V177H11ZM21 178V177H20ZM30 178V177H29ZM28 178V179H29ZM30 178V179H31ZM48 178V177H47ZM47 178H46V180H47ZM52 177H50V178H48L49 179V182H50V179H51ZM59 178H57V180L59 179ZM104 178V182H105V180H106V182H110L111 181V179H109L110 181H107V179H105V176L103 177ZM111 178H112V176H111ZM114 178V177H113ZM112 178V181H114V179L116 178V176H115V178L113 179ZM151 178V177H150ZM153 178V179H154ZM235 178H236V180H235ZM239 178H241V181H240V179ZM242 178H244V179H246V182L244 181V182H242V180H244V179H242ZM13 179V178H12ZM22 179V178H21ZM24 179H25V177H24ZM23 179V180H24ZM27 179V180H28ZM33 179V178H32ZM36 179V177H34V180ZM43 179V178H42ZM55 179L56 178H54V181H55ZM62 179V178H61ZM64 179V178H63ZM73 179V181H74V179H75V177L74 178H72L71 177V180ZM237 179H238V181H237ZM247 179H249V180H247ZM16 180H17V178H16ZM39 179L37 178V181H38ZM41 180V179H40ZM39 180V181H40ZM52 180V179H51ZM93 180H96L95 178L93 179ZM93 180H92V182H93ZM145 181L146 180H148L147 178H145L144 179ZM227 180H228V178H227ZM233 180H235V181H233ZM4 181V180H3ZM6 181V180H5ZM24 181H26V180H24ZM29 181V180H28ZM100 180H98V182L97 181H95V183L97 184V183H100V185L102 184L101 182H99ZM112 181H111V183H112ZM125 181H123V182H125ZM168 181H169V183H168ZM174 181V182H175ZM176 181V182H177ZM13 183H14V179H13V181H12ZM23 182V181H22ZM32 182V184L33 183H35V181H31ZM75 182V181H74ZM73 182V183H74ZM84 181L82 180V185H80V187L81 186H85V188H87L88 189V187H89V185H88V183L90 182V180L87 182L86 181V183L84 182ZM115 182L117 183V181L115 180ZM120 182H122V181H120ZM151 182V181H150ZM165 182L167 183L166 185H165ZM193 182V183H192ZM194 182H195V184H194ZM226 182V181H225ZM254 182H255V184H254ZM29 183V185H31L30 184V182H28ZM45 183H47V181L45 182ZM45 183H43L42 182V185L43 184H45ZM94 183V184H95ZM110 183V186L107 188V185L105 184V187L107 188V191H108V189H109V191H108V194L109 193H112L113 192V194H115V192H117V194H118V192H119V190L120 189H118V187L121 185V183H118L117 185H118V187H116V186H113V184H111ZM116 183H114L115 185H116ZM127 183V182H126ZM180 183H181V185H180ZM183 183V184H182ZM230 183V182H229ZM9 184L10 183H8V185H7V187H9ZM18 184V183H17ZM16 184V186H18ZM41 184V183H40ZM64 184V183H63ZM90 184V183H89ZM94 184H91L90 185V187L92 186V185H94ZM199 184V183H198ZM225 184V183H224ZM223 184V185H224ZM236 184V185H235ZM21 185H22V183H21ZM46 185V184H45ZM44 185V186H45ZM74 185H77V187H78V181H77V183L75 182V184ZM87 185V186H86ZM108 185H109V183H108ZM177 185V184H176ZM227 185H228V182H227ZM260 185H262V187L261 188H263V189H261L260 188ZM13 186H15V185H13ZM50 186H51V182H50ZM52 186H54V185H52ZM55 186H56V184H55ZM72 186V187H71ZM97 185H94V189H95V187H96ZM102 186H104V185H101V188L100 189H102ZM149 186V185H148ZM147 186V188H149ZM182 186H181V188H182ZM226 185H224V187H225ZM237 186V189L235 190V187ZM250 186H251V188L253 187L254 189L256 188L257 190L256 191H254L253 190V188L252 189H250ZM31 187H32V185H31ZM33 187H35V186H33ZM36 187H38V186H36ZM40 187H42V186H40ZM48 187V186H47ZM70 187H71V189H70ZM74 187V188H73ZM98 188H99V185L97 186ZM96 187V188H97ZM131 187H133V185L131 186ZM143 187V188H142ZM176 187V186H175ZM175 187L173 188L174 190H172V196H173V194H174V191L176 190L175 189ZM198 187H199V185H198ZM228 187V186H227ZM3 188V187H2ZM1 188V189H2ZM18 188V187H17ZM16 188V189H17ZM28 189H29V187H27ZM63 188V189H64ZM92 188V187H91ZM104 188V187H103ZM105 188V189H106ZM123 188H124V186L122 185V192L121 193H124V196H123V194H122V197H124V199L126 198L125 196V194H126V192H124V190L126 189H124L123 190ZM180 188V187H179ZM13 189V188H12ZM38 189V188H37ZM41 189V188H40ZM45 188H43L42 190H44ZM52 189H53V187H52ZM68 189H70L69 191H68ZM76 189V188H75ZM84 189V188H83ZM82 189V190H83ZM104 189V190H105ZM132 189V188H131ZM138 188L137 187H135V190H130V185H129V187H127V194H128V197H129V199H127L128 200V202H129V200H131L130 199V197L131 196H133L134 194H136V193H138L139 192V190H141L140 188L137 190ZM146 189V188H145ZM144 189V190H145ZM159 189V190H158ZM172 189V188H171ZM183 189V188H182ZM189 188H187L186 190H188ZM218 189H220V190H218ZM233 189V188H232ZM8 190H10L9 188H8ZM21 190V189H20ZM30 190H32V188L30 189ZM35 190V189H34ZM33 190V191H34ZM39 190V189H38ZM37 190V191H38ZM42 190L40 191H38V192H36V194H38L39 192L42 194ZM72 190V191H73ZM86 190V189H85ZM91 190V189H90ZM117 190V191H116ZM130 192H129V191ZM138 192H137V191ZM149 190V189H148ZM165 190H166V188H165ZM164 190V191H165ZM167 190L169 191V189L167 188ZM167 190H166V192H167ZM185 189H184V191H186ZM260 190V191H259ZM77 189H76V191L74 192V195H75V197L76 198H78V200H79V197H78V193H80L79 191H78V193H77ZM88 191H89V189H88ZM97 191H99V189L97 190ZM96 190H91V197L92 196H95L96 194H98V196H95V197H98V198H100V196H99V193H96L97 192ZM102 191V190H101ZM106 191V190H105ZM111 191V192H110ZM147 190H145V191H142V192H144L145 193V196L147 195H149L147 192H146ZM163 191V192H164ZM178 191H179V189H178ZM178 191H175V192H178ZM193 191V190H192ZM191 191V192H192ZM5 192H7V190H5ZM47 192V191H46ZM57 192V191H56ZM95 192V194L93 195V193ZM104 192V191H103ZM133 192V194H131ZM152 192V191H151ZM182 192V191H181ZM187 192V191H186ZM194 192V191H193ZM196 193H198L197 192V190L195 191ZM218 192V193H217ZM230 192V193H229ZM4 193V192H3ZM9 193V192H8ZM22 193V192H21ZM24 193H26L25 191H24ZM28 194H30L29 192H27ZM58 193V192H57ZM88 196H89V194H88V192H85ZM107 192H105L104 194L106 195V197H107V194H106ZM144 193L142 194L141 192H140V194H142V195H144ZM183 193V192H182ZM33 194H34V192H33ZM51 194V193H50ZM55 193H52L51 195H53V196H55L54 195ZM65 194H60V195H58V197H60L61 199H62V197H63V195H64V197H65ZM83 194V193H82ZM131 194V196H129ZM154 194V193H153ZM158 194H161V193H156L155 194V196L156 195H158ZM177 194V193H176ZM176 194H174V195H176ZM186 195H187V193H185ZM191 194V193H190ZM202 194V195H201ZM0 195L2 196V194L0 193ZM4 195H6V194H4ZM43 195V194H42ZM45 195H47V194H45ZM103 195V194H102ZM119 195V194H118ZM121 195V194H120ZM138 194H136L135 196V198H137L138 196H137ZM168 195H169V192H168ZM178 195V194H177ZM180 195V194H179ZM182 195V194H181ZM0 196V197H1ZM80 196V195H79ZM86 195L84 194V196H83V200H85V198H87V200H85L86 202H84L83 201V203H82V206L84 205V207H81V208H79V209H81L82 210V213H81V211H79L78 212V210L77 209H75V210H77V213H74V215L75 214H79V216H77L76 215V217L74 218V220L72 221L73 223H74V225H75V228L73 229V230H75L76 229V231H80L81 230V227L83 228V226L85 227V225H82L81 223H80V221L83 223V224H85L84 223V221H86L87 220V215H88V213L90 212V215H91V213L93 214V212H95V211H93L94 210V208H92L93 206L94 207H96V209H98L101 205V203L99 204V207H97L98 205L96 204V198L95 199H93L92 201H89V197H85ZM104 196V195H103ZM103 196H101V198H103ZM109 196H111V194L109 195ZM192 195H190V197H191ZM203 196V197H202ZM204 195H203V193H198L197 194V197H195L196 199H205L206 197H205ZM223 196V197H222ZM22 197V196H21ZM29 197V196H28ZM47 197H49L48 195H47ZM74 197V202H76L75 200H76V198ZM112 197H115L114 195L112 196ZM165 196H163L162 198H164ZM186 197V196H185ZM185 197L183 196V197H181V198H184L183 200H185ZM187 197H189V196H187ZM186 197V198H187ZM199 197V198H198ZM200 197H202V198H200ZM207 197V199H208V201L210 200L209 198ZM3 198V197H2ZM16 198V197H15ZM26 198H27V196H26ZM25 198V199H26ZM36 198H37V195H35L34 197H33V199H34V201L36 200ZM45 198V197H44ZM54 198V197H53ZM52 198V199H53ZM68 198V197H67ZM72 198V197H71ZM70 198V199H71ZM94 198V197H93ZM166 198V197H165ZM164 198V199H165ZM171 198V197H170ZM170 198H168L169 199V202L171 203V199ZM14 199V198H13ZM20 199V198H19ZM41 199V198H40ZM114 199V202L116 203V201H117V203H119V202H121V204L123 205V203H122V201H119L118 199L116 200V198H113ZM120 199V198H119ZM133 199H134V196H133ZM142 200L144 199L145 200V198H141ZM161 199V198H160ZM177 201V199L175 198V197H173V201H174V203H175V200ZM189 199V198H188ZM207 199L205 200L206 202V204H205V206L207 205V204H211V202L210 203H207ZM31 200H32V196H31ZM51 200V199H50ZM60 200V199H59ZM82 200V199H81ZM103 200H106V198H104ZM121 200V199H120ZM126 200V201H127ZM140 200V199H139ZM143 200V201H144ZM167 200V199H166ZM213 200V199H212ZM221 200V199H220ZM223 200H221V201H223ZM20 201H21V199H20ZM34 201H30V202H34ZM46 201V200H45ZM47 201H49V198H48V200ZM65 201H66V198H65ZM64 201V202H65ZM112 202H113V200H111ZM111 201H109V202H111ZM133 201V200H132ZM135 201V200H134ZM133 201V202H134ZM137 201V200H136ZM136 201H135V203H136ZM146 201V200H145ZM172 201V202H173ZM190 201H192V200H189L188 202V204H191V203H193V202H191L190 203ZM196 201V200H195ZM216 201V200H215ZM219 200H217V202H218ZM221 201H219L218 203H220L222 206H225L226 204L224 203V205L221 203ZM13 202H14V200H13ZM22 202H24V201H22ZM50 202V201H49ZM63 202V203H64ZM89 202H91V204L94 202V204H96V205H94V204H92V206L91 205H88V204H90ZM97 202H99V201H97ZM100 202H103L102 201V199L100 200ZM113 202V203H114ZM133 202L131 203V202H129V203H124V205L123 206H121V208L119 207L117 210H118V212H117V210L114 212V210H112V212H114L115 214H116V217L117 216H119L118 218H116L115 216H114V214H112V212H111V214L113 215V217H112V219L113 218H116L117 219V221H118V219H119V221H120V218L122 219L121 221H123L122 223H123V227H124V229H125V232L124 233H126V235H125V237H123L122 236V239L124 238L125 239V241H127V243L124 245H119V249L118 250H120V247L124 250H120L121 251V253H123V252H125V253H123L124 254V256H126V258H127V260L128 261H133V263H131L130 262V264H211V262L214 260L215 261V255H214V257H213V259H211L210 257L212 256V255H210V252L213 250V251H215L214 249H218L219 247H218V245L220 244V242L218 243V245H217V243H215V246H214V244L213 245H210V243L212 242L213 243V240H210L211 238H209V237H212L214 234H215V232L216 231H218L215 227H218V222L219 221H221V219H220V217H218V218H216V219H211L210 217H208V218H205V217H207L206 215H207V213L206 212H208V215H209V212L211 211V210H208V208H206L208 211H206L205 213H206V215H205V217L204 216H201V218H196V217H192V216H183V217H180V216H178V217H180V220H179V218L176 220V219H174V221L173 222H170L169 221V224L167 225V226H165V228L163 229L162 228V226H163V223H160L159 224V226L157 225V224H152V225H150V226H146V227H142V226H140L139 225V223H138V219H140L139 218V216H140V212H142L143 211V208L141 209L142 211H139L138 210V208H137V204H136V207H135V209H134V207H133V205H131V204H133ZM142 202V201H141ZM141 202H139V204H138V207L140 206V207H143V206H141L140 204H141ZM147 202H149V197H148V199H147ZM151 202V201H150ZM178 203L180 202V200L179 201H177ZM184 202H187V201H184ZM201 202H203V201H201ZM201 202H199V203H201ZM213 202H214V200H213ZM8 203V202H7ZM18 203H20V202H18ZM40 203H41V201H38V205L40 206ZM43 203H46V202H43ZM43 203H41V204H43ZM58 203V202H57ZM57 203H56V205H57ZM77 203V202H76ZM81 203V202H80ZM79 203V204H80ZM86 204V206H85V204ZM104 204H105V202H103ZM142 203H144V202H142ZM178 203H177V205H178ZM181 204L183 203V201L181 200V202H180ZM195 203V202H194ZM196 203H198V201L196 202ZM204 203V202H203ZM5 204H6V202H5ZM25 204V203H24ZM28 204V203H27ZM26 204V205H27ZM31 204V203H30ZM35 204V203H34ZM33 204V205H34ZM47 204H49L50 206H48ZM59 204V203H58ZM65 204L66 205H68L69 203H66L65 202ZM103 204V205H104ZM120 204V203H119ZM145 204V203H144ZM152 204V203H151ZM184 204V203H183ZM32 205V204H31ZM55 205V206H56ZM65 205V206H66ZM73 205V204H72ZM71 205V206H72ZM81 205V204H80ZM80 205H78V207H80ZM171 205V204H170ZM14 206V205H13ZM39 206H35V207H37V209H38V207ZM47 206V210H48V213L50 212V210H51V212H53V204H51V203H46V205H45V207ZM91 206V207H90ZM107 206V205H106ZM111 206V205H110ZM148 206V205H147ZM175 206V205H174ZM210 206V205H209ZM238 206H239V208H238ZM40 207H42V206H40ZM39 207V209L38 210H40L41 208ZM51 207H52V209H51ZM60 207V206H59ZM58 207V208H59ZM76 206L74 205V208H75ZM105 206H103V208H104ZM117 207V206H116ZM145 207V206H144ZM170 207V206H169ZM178 207V206H177ZM192 207V206H191ZM190 207V208H191ZM212 207H214V205L212 206ZM215 207H217V205H215ZM220 207V206H219ZM238 208V211H236V209ZM241 207V208H240ZM243 207V208H242ZM7 208V207H6ZM16 208H17V206H16ZM33 208V207H32ZM44 208V207H43ZM49 208V209H48ZM58 208H57V206H56V209L58 210ZM61 208V207H60ZM69 208L70 209H72L73 207H70V205H69ZM68 208V209H69ZM101 208H102V206H101ZM101 208H99V211H100V209ZM107 208H108V206L106 207V210H107ZM148 208V207H147ZM172 208H173V205H172ZM181 208V207H180ZM209 208H211V207H209ZM224 208H226V207H224ZM234 208H236V209H234ZM26 209H27V207H26ZM63 209V208H62ZM67 209V210H68ZM95 209V210H96ZM112 209H114L113 208V206H112ZM136 209H137V211H136ZM167 209V208H166ZM165 209V210H166ZM170 210H172L171 208H169ZM168 209V210H169ZM212 209H214V208H212ZM217 209V208H216ZM242 209H245L244 211H246V212H242ZM38 210H36V211H38ZM42 211H44V215H43V217H45V209L43 210V209H41ZM74 210V209H73ZM120 210V211H119ZM148 210V209H147ZM162 210V209H161ZM168 210H166V212L168 211ZM204 210V209H203ZM223 210V209H222ZM241 210V211H240ZM29 211H31V210H29ZM32 211H34V209L32 210ZM36 211H34L33 213L35 214H37V212ZM41 211V212H42ZM70 211V210H69ZM110 211H111V209H110ZM146 211V210H145ZM185 211V210H184ZM219 211V210H218ZM15 212V211H14ZM40 211H38V214L36 215L35 214V218L37 217L38 218V215L39 214H42L41 212L39 213ZM58 212V211H57ZM62 212V211H61ZM66 212V211H65ZM76 212V211H75ZM139 212V213H138ZM198 212H199V210H198ZM217 212V211H216ZM237 214H236V213ZM54 213V212H53ZM97 213V212H96ZM100 213V212H99ZM163 213V212H162ZM161 213V215H163ZM186 213V211L184 212V214ZM192 213V212H191ZM202 213H204V212H202L201 211V214ZM211 213V212H210ZM227 213V212H226ZM5 214V213H4ZM22 214V213H21ZM30 214V213H29ZM28 214V215H29ZM33 214V215H34ZM83 214V216L82 217H85V220L84 219H82L80 216ZM118 214V215H117ZM137 214H138V217H137ZM141 214H143V213H141ZM165 214V213H164ZM187 214V213H186ZM188 214H190V213H188ZM216 213H215V211H214V214L213 215H215ZM220 214H224V213H222V211L220 212ZM32 215V214H31ZM31 215H29V217L31 216ZM32 215V216H33ZM67 215H69V214H67ZM72 213H70V217H72ZM94 215V214H93ZM169 215H170V213H169ZM171 215H173L172 213H171ZM193 215H194V213H193ZM198 215V213L196 214V216ZM30 217L31 218V221L33 220V217ZM47 216V215H46ZM54 216H55V214H54ZM57 213H56V220L59 218H57ZM59 216H60V214H59ZM89 216V215H88ZM96 216H98V214H95V217ZM107 216H108V214H107ZM199 216H200V213H199ZM217 216V215H216ZM216 216H214V218L216 217ZM220 216V215H219ZM234 216H230V218H233ZM240 216H244V221H243V218L242 217H240ZM8 217V216H7ZM13 217V216H12ZM49 217V216H48ZM61 217H62V215H61ZM74 217V216H73ZM78 217H79V220H78V222H79V229L77 230V226H78V224L77 223H75V222H77V221H75V219H78ZM163 217H164V215H163ZM166 217V216H165ZM172 217V216H171ZM171 217L169 216V218L171 219ZM204 217V218H203ZM226 217V216H225ZM227 217H228V215H227ZM226 217V218H227ZM239 217H240V220L241 221H243L242 223H240L241 221L239 220ZM36 218V219H37ZM41 218V217H40ZM55 218V217H54ZM53 218V215H52V219H54ZM144 218V216L143 217H141V221L143 222L144 220H146L145 218ZM225 218V219H226ZM2 219H4V217L2 218ZM101 219V218H100ZM99 219V220H100ZM109 219V218H108ZM166 219V218H165ZM39 220V222H40V219H38ZM48 221H50V222H52V220H50V219H47ZM70 220H72L71 218H70ZM95 221V220H97V219H94V218H92V220H90L88 223H92V221ZM162 220V219H161ZM168 220L169 219H167V223H168ZM232 220V219H231ZM230 220V221H231ZM13 221V220H12ZM19 221H21V224H22V219H20V216H19V219H18V221H17V223L19 222ZM75 221V222H74ZM114 221V220H113ZM140 221V220H139ZM140 221V222H141ZM150 221H152V220H150ZM149 220H148V222H150ZM159 221V220H158ZM166 221V220H165ZM223 221V220H222ZM229 221V222H230ZM27 222L29 223L30 221H28V218H27ZM26 221L24 222V223H27ZM145 222V221H144ZM147 222V221H146ZM145 222V223H146ZM153 223H155L154 221H152ZM160 222V221H159ZM162 222H163V220H162ZM28 223H27V225H28ZM32 223V224H31ZM31 223H29V225H28V227L30 226V224L32 225L31 227H32V231H33V226L35 225L34 223H35V220H33ZM38 223V222H37ZM40 223H42V222H40ZM54 224H51V226H53L54 228H55V230H57V226L56 225H58V224H60V223H56V221H54L53 222ZM64 223V222H63ZM91 223L89 224V226H90V228H89V232L91 231V227H93L92 225H91ZM120 223V222H119ZM119 223H118V225H119ZM166 223V224H167ZM218 223V224H217ZM221 223V222H220ZM238 223V224H237ZM1 225L0 226H2V228H3V224H2V222L0 223ZM10 223L8 222V225H9ZM43 224V223H42ZM42 224H41V227H42ZM47 224V223H46ZM45 224V225H46ZM56 224V225H55ZM93 224V223H92ZM165 223H164V225H166ZM241 224H242V226H241ZM23 225V224H22ZM25 225V224H24ZM37 225V224H36ZM65 225V224H64ZM77 225V226H76ZM88 225V224H87ZM117 224H116V227H119ZM121 226H122V224H120ZM148 225V224H147ZM157 225V226H156ZM217 225V226H216ZM224 226H225V224H223ZM223 225H221V226H223ZM12 226V225H11ZM16 226H18V225H16ZM40 226V225H39ZM50 226V225H49ZM56 226V227H55ZM81 226V227H80ZM89 226H86V228H87V230H88V227ZM96 226V225H95ZM145 226V225H144ZM227 226V227H228ZM8 228H9V226H7ZM13 227V226H12ZM43 227H45L46 228V226H43ZM66 227H67V225H66ZM122 227V228H123ZM2 228H0V231H1V229ZM18 228V227H17ZM36 228V227H35ZM47 228H51V227H47ZM46 228V229H47ZM58 228H60V226H58ZM64 228H65V226H64ZM85 228V229H86ZM222 228V227H221ZM6 229V228H5ZM4 229V230H5ZM27 229H29V228H27ZM39 229V228H38ZM37 229V231L35 232V234H38V233H41L42 231H44L45 232V230L44 229H42V231H39ZM67 229H69V228H67ZM97 229V231H95L94 230V228H93V230L97 233L98 231H101V228H99V226L96 228ZM100 229V230H99ZM124 229H121L120 228V230L118 231V232H120L121 230H124ZM215 229H216V231H215ZM224 229H225V227H224ZM235 229L237 230V231H235ZM10 230V229H9ZM8 230V231H9ZM13 230V229H12ZM22 230V229H21ZM54 230V231H55ZM59 230V229H58ZM73 230H71V231H73ZM117 230V229H116ZM180 230H182L185 234H183V232L182 231H180ZM18 231H19V229H18ZM23 231V230H22ZM39 231V232H38ZM53 231V232H54ZM63 229L60 231L61 232V234H63V235H65V233H63ZM66 231V230H65ZM69 230H67V232H68ZM93 231V232H94ZM259 231V232H258ZM5 232H7V230L5 231ZM4 232V233H5ZM12 232H14V231H12ZM23 232H25L26 234H28V233H30L29 231H23ZM22 232V233H23ZM28 232V233H27ZM38 232V233H37ZM47 232H49V234H50V236L49 235H46L47 236V238H49V240L48 241H51V242H53V239H55L54 237L53 238H51L50 239V237H52L51 235H53L54 233H50V231H47ZM56 232H58V231H56ZM86 232V233H85ZM88 232V233H89ZM116 232V231H115ZM4 233H2L1 235L3 236H1L2 237V241H1V238H0V245H1V248H2V246L5 248V252H4V254H3V252L1 253L2 255H4L5 256V253L6 252H10V251H6L7 250V247H6V245H8V248L11 246V243L10 242H12L15 246L18 244V240H20L21 239V245H22V250L24 251V245H27L28 244V242H27V239H29L30 237H26V234L24 235V234H22L21 235V237H20V239H17L18 238V236H16V237H13V235H12V238H13V240L12 241H10L9 242V240H7V238H5L6 236H4ZM15 233V232H14ZM18 233V232H17ZM46 233V232H45ZM45 233H43V234H45ZM75 231H74V239H76L75 238ZM79 233H81V232H79ZM84 233L85 234H87V231L85 230L84 231ZM123 233V232H122ZM180 233H182L181 235H180ZM9 234V233H8ZM32 234L34 235V233L32 232ZM48 234V233H47ZM82 234V233H81ZM98 234H100V233H98ZM103 234V233H102ZM220 234V233H219ZM230 234V235H229ZM235 234V235H234ZM237 234V235H236ZM16 235V234H15ZM31 235V234H30ZM55 235V234H54ZM62 235V236H63ZM94 235V234H93ZM92 235V236H93ZM101 235V234H100ZM120 235H121V233H120ZM183 235H185V236H183ZM216 235V234H215ZM233 235V236H232ZM10 236V235H9ZM24 236V237H23ZM28 236H29V234H28ZM36 236V235H35ZM39 236V235H38ZM49 236V237H48ZM68 236V235H67ZM95 236V235H94ZM99 236V235H98ZM98 236H97V238H98ZM182 237V239H180V237ZM217 236V235H216ZM232 236V237H231ZM236 236H237V238H236ZM37 237V236H36ZM42 237H43V235H42ZM64 237H66V235L64 236ZM73 237H72V239H73ZM91 237V236H90ZM89 237V238H90ZM104 237H106V236H104ZM214 237V236H213ZM218 238H219V236H217ZM32 238V237H31ZM41 238V237H40ZM39 238V240H41ZM44 238V237H43ZM57 238V237H56ZM62 238V237H61ZM67 238V237H66ZM69 238H71V237H69ZM95 238H96V236H95ZM96 238V239H97ZM112 238H114L113 236H112ZM116 238V237H115ZM114 238V239H115ZM6 239V240H5ZM14 239H16L15 241H14ZM25 241H24V240ZM33 239H35V238H33ZM46 239V238H45ZM81 239V238H80ZM85 239V238H84ZM99 239H101V236H100V238ZM119 239L121 240V236H119ZM36 240V239H35ZM37 240H38V237H37ZM46 240V241H47ZM63 240H64V238H63ZM82 240V239H81ZM86 240V239H85ZM98 240V239H97ZM102 240V239H101ZM116 240L118 241V238H116ZM119 240V241H120ZM209 240V241H208ZM220 240H221V238H220ZM14 241V242H13ZM23 241H24V245H23ZM41 241H44L43 239L41 240ZM41 241H40V243H41ZM62 241V240H61ZM61 241L59 240V241H57L56 242V244H57V246H59V245H61V244H58V243H61ZM67 241V240H66ZM68 241H69V239H68ZM104 241H105V239H104ZM117 241H113L114 242V244H113V247H115V249H113V247H112V249L114 250V251H116V253L117 252H119L118 250H116V246H117V244H120L121 242H119V243H117ZM123 241V240H122ZM222 241V242H223ZM235 241L233 242V245H231V242H230V246L233 248V246H234V244H236L235 243ZM5 242V243H4ZM7 242V243H6ZM19 242V243H20ZM26 242H27V244H26ZM32 242H34V240H32L31 241V243ZM36 242V243H35ZM34 242V245L36 244L37 245V241H35ZM49 243V245L51 246V244L52 243ZM63 242V241H62ZM64 242H65V240H64ZM76 242H78V241H76ZM84 242V241H83ZM91 242L92 243H90V240H89V242L87 243V241H86V243H87V245H88V249H86V252L88 253V251L90 250V248H93V240H91ZM96 241H94V243H95ZM224 242H223V245L225 246V244H224ZM10 244V246H9V244ZM30 243V242H29ZM39 243V244H40ZM44 243V242H43ZM67 243V242H66ZM69 243V242H68ZM110 243V242H109ZM108 242H100V244L99 245H97L96 247L94 246V249L91 251L92 253L88 256L87 255V253L85 254V256H84V251L82 252L83 253V255H82V253L80 254V256H81V258L83 259V260H85V258L87 257L89 260L92 258V257H94L95 258V260L96 259H98V260H100L101 258H96L97 256H102L103 254H101V255H99L100 253H102V252H104V251H102L104 248L106 249V247H108L107 245H109V247L110 246H112V245H110ZM124 243V242H123ZM228 243H229V241H228ZM13 244H12V248L14 247L13 246ZM39 244H38V246H34L33 245V248H34V250H33V248H32V251H33V256H32V251H28V249H31V247H32V244L30 245L31 247L30 248H27V254L26 255H28V256H30V257H27L26 255L24 256V254H22V256L24 257V258H27V260H28V258H30L29 259V261L30 260H32L33 258L35 259V261H37V260H40V261H43L42 259H48L46 256H49L52 252L49 250V249H46V251L48 250V251H50V254L49 255H47L48 253L45 251V247L43 246V248L41 249V248H38L39 247ZM46 244H47V242H46ZM70 244V243H69ZM77 244V243H76ZM75 244V245H76ZM79 244V243H78ZM77 244V245H78ZM96 244H98V243H96ZM95 244V245H96ZM103 244V245H102ZM105 244H106V247H105ZM242 244V245H243ZM55 245V244H54ZM52 246V247H54L53 248V250H55V246ZM72 245H73V243H72ZM72 245H71V247H72ZM75 245H74V247H75ZM80 245V244H79ZM116 245V246H115ZM221 245H222V243H221ZM27 246H29V245H27ZM56 246V247H57ZM98 246H100V247H98ZM214 246V247H213ZM224 246H222V247H224ZM236 246H238L237 248H236V251H235V253L238 251V249L239 250H242L240 247H239V245H237L236 244ZM240 246H241V244H240ZM41 247V246H40ZM51 247V248H52ZM64 247V246H63ZM66 247V246H65ZM70 247V248H71ZM98 247V248H97ZM235 247V246H234ZM3 248V249H4ZM14 248H16V247H14ZM13 248V249H14ZM17 248H19V250H20V247H17ZM48 248V247H47ZM50 248V249H51ZM67 248V247H66ZM73 248V247H72ZM78 248V247H77ZM82 248V247H81ZM101 248V250H99ZM103 248V249H102ZM111 248V247H110ZM117 248H118V246H117ZM232 248H230V249H232ZM257 248V249H258ZM57 249V248H56ZM79 249H80V247H79ZM109 249V248H108ZM220 249V248H219ZM229 249V248H228ZM235 249V248H234ZM233 249V250H234ZM18 250V251H19ZM61 250H62V247H61ZM70 250V249H69ZM107 250V249H106ZM244 250H247V248L246 249H244ZM16 251V250H15ZM59 249H58V253H59ZM65 251H67L66 249H64L63 251H62V253L64 254V253H66ZM78 251V250H77ZM100 251V253H98ZM102 251V252H101ZM108 251V250H107ZM114 251H112L113 253H114ZM228 251V250H227ZM226 251V252H227ZM30 252V255L28 254ZM76 252V251H75ZM79 252H81V251H79ZM111 252V251H110ZM109 252V253H110ZM126 252L130 255V256H127V254H126ZM218 252H221L222 253V250L221 251H216V253L219 255V253ZM223 252H225V251H223ZM240 252V251H239ZM238 252V253H239ZM242 252V251H241ZM256 252V251H255ZM12 253V251L10 252V254ZM21 253V252H20ZM62 253H61V255L60 256H63L62 255ZM68 253V252H67ZM66 253V254H67ZM70 253H72V255L74 254L72 251H70ZM70 253H68L67 254V256L66 257H68L69 256V254ZM77 253V252H76ZM76 253H75V255H76ZM96 253V254H95ZM120 253V252H119ZM229 253H231L230 252V250L228 251V254ZM238 253H236V254H238ZM257 253V252H256ZM1 254H0V256H1ZM10 254H7V255H9L10 256ZM97 255V256H95V255ZM105 255H106V253H104ZM115 254V253H114ZM247 254V252L245 253V255ZM54 254H52V256H53ZM56 255V254H55ZM72 255H70V256H72ZM117 257H120V256H118V254H115ZM120 255V254H119ZM227 255V254H226ZM226 255H224L225 256V258H226ZM233 255V254H232ZM245 255H244V257H245ZM14 256V255H13ZM17 256V255H16ZM51 255H50V257L49 258H51L52 257ZM57 256V255H56ZM85 257V258H83V257ZM108 257L110 256V255H107ZM113 256V255H112ZM221 256V255H220ZM260 256V257H259ZM262 256V257H261ZM20 257H21V255H20ZM19 257V258H20ZM31 257H32V259H31ZM46 257V258H45ZM65 257V256H64ZM76 257H78L79 258V256H75V259H76ZM128 257H131V259H129ZM222 257V256H221ZM220 257V258H221ZM10 258V257H9ZM13 258H15V257H13ZM18 257H17V259H19ZM53 258H54V256H53ZM59 258V257H58ZM61 258H63V257H61ZM198 258H201L202 260H200V261H198ZM223 258V257H222ZM224 258V259H225ZM242 258V257H241ZM247 258V257H246ZM4 259H7V257L6 258H4ZM11 259V258H10ZM66 259V258H65ZM64 259V260H65ZM68 260H69V258H67ZM70 259H71V257H70ZM87 259V260H88ZM115 259V258H114ZM232 259V258H231ZM248 259V258H247ZM261 259H263V261L261 260ZM8 260V259H7ZM7 260H4V261H7ZM12 260H14L15 261V259H12ZM20 260H21V258H20ZM23 260V261H22ZM21 261H22V263L21 264H26L27 262H26V260L25 259H22ZM54 260V259H53ZM56 261H57V259H55ZM54 260V261H55ZM77 260H79L80 261V259H77ZM103 260H104V258H103ZM106 260H108L107 258H106ZM119 260H121V258H119L117 261H116V263L115 262H113V260H111L114 264H119L118 263V261ZM220 260V259H219ZM236 260H238V259H236ZM239 260H241V259H239ZM251 260H253V259H251ZM3 261V262H4ZM17 261V260H16ZM19 261V260H18ZM34 261V260H33ZM33 261H30V263L31 262H33ZM33 262V263H35V264H37V262ZM40 261H38V263L40 262ZM48 261V260H47ZM53 261V262H54ZM61 261H63L62 259H61ZM70 261V260H69ZM72 261L73 260H71L70 262L72 263ZM93 261H94V259L93 260H90V263L92 264L93 263ZM102 261V260H101ZM109 261V260H108ZM123 261V260H122ZM222 261H225V260H223L222 259ZM228 261V260H227ZM229 261H230V259H229ZM232 261H234L233 259H232ZM243 261H245V263H247L248 261H246V260H242V262ZM254 261H256L255 259H254ZM13 262V261H12ZM25 262V263H24ZM44 262V261H43ZM50 262V264H52L53 262H51V261H49ZM84 263H85V261H83ZM104 262V261H103ZM103 262H101V263H103ZM216 262V261H215ZM214 262V263H215ZM220 262H221V260H220ZM250 262V261H249ZM7 263H9V262H7ZM7 263H5V264H7ZM15 263H17V262H14V264ZM20 262H18V264H19ZM32 263V264H33ZM41 264H42V262H40ZM60 263V262H59ZM64 263V262H63ZM68 263V262H67ZM74 264H75V262H73ZM72 263V264H73ZM100 263V264H101ZM105 263V262H104ZM111 263V262H110ZM109 263V264H110ZM121 263H123V262H121ZM124 263H127L126 261L124 262ZM223 263V262H222ZM233 263V262H232ZM237 263H238V261H237ZM239 263H240V261H239ZM238 263V264H239ZM255 263V262H254ZM259 263V262H258ZM45 264V263H44ZM56 264V263H55ZM62 264V263H61ZM66 264V263H65ZM83 264V263H82ZM87 264H89V262L87 263ZM213 264V263H212ZM216 264H217V262H216ZM242 264H244V263H242ZM248 264V263H247Z\"/></svg>", "mask_w": 264, "mask_h": 264}, {"label": "rangeland", "instance_id": "rangeland-1", "mask_svg": "<svg viewBox=\"0 0 264 264\" xmlns=\"http://www.w3.org/2000/svg\"><path fill=\"white\" fill-rule=\"evenodd\" d=\"M66 1V0H65ZM67 1H69V0H67ZM171 1H176V0H171ZM177 1H179V0H177ZM70 2V1H69ZM166 2V1H165ZM170 2V0L167 2V3H169ZM22 5H24V4H22ZM26 7H28V9H29V5L26 3ZM72 5H74V3L72 4ZM71 5V6H72ZM24 6H22V8H23ZM65 8V10H66V12H68L69 11V9H68V7H64ZM20 9H21V6H20ZM28 10L27 8H24V9H21V11H23L24 13H26L27 11L26 10ZM68 9V10H67ZM122 9V8H121ZM120 9V10H121ZM18 10V9H17ZM65 10L63 9V13H62V15H64V12H65ZM26 11V12H25ZM60 11V12H61ZM122 12L124 11L125 13L127 12V10L126 9H123V10H121ZM65 12V13H66ZM28 13L29 14H27V18L25 19V22H23V24H25V26L26 27H28V30L30 31V30H32V28H33V31L31 32V33H33L32 35H31V33L30 32H28V30H24L26 27H24V25H22V21H21V25L24 27H20L21 25L19 24V22L17 23V21L18 20H16V24L15 25H18L17 27H20L21 29L23 28V30H22V33H20L19 32V34H21V36L22 37H24L25 38V40L27 41V32H28V36L30 35V39H28L29 41V43H30V41H31V43L32 42H34L35 40H36V38H35V40H33L32 38H34V36L35 37H37V41H36V43L38 44L39 43V41H38V39H42L40 42H44L45 41V46H46V44H47V47L50 45V42H47V39L45 40V39H43V36H41L42 34H43V30L41 31V29H43L44 27H43V25H42V23H41V21L40 22H38V20L36 21V19L34 18V21H35V23L33 22V20L30 18V17H32L33 15L31 14V12H30V9L28 10ZM66 15L68 16V13H66ZM65 15V17L64 16H62L61 17V19H64V18H68L67 16ZM30 16V17H29ZM30 18V19H29ZM27 19L29 20V22H30V25H29V22L27 21ZM176 24H177V27L179 26L178 24V21H179V19H178V16L176 17ZM15 21V20H14ZM31 21L33 22V25L31 24ZM143 21V20H142ZM173 21H174V19H173ZM171 22L172 23V27L173 28H177L175 25V21L174 22ZM0 22H1V24H2V20H0ZM11 23L13 22V21H10ZM27 22H28V24H27ZM36 22H38L37 23V25H36ZM14 23V22H13ZM13 23H12V27H14V28H12L11 26H8L9 24H7L6 23V25L9 27V28H11L12 30L14 29V31L16 32V29L15 28H17L15 25H13ZM144 23H145V21H144ZM38 24H39V26H38ZM36 25V26H35ZM59 25H61V24H59ZM74 25V26H73ZM38 26V27H37ZM40 26L41 27H43V28H41L39 31L37 30V28L39 29L40 28ZM90 26V25H89ZM69 27V26H68ZM71 27V26H70ZM69 27V28H70ZM20 28H17V29H19L20 30ZM31 28V29H30ZM34 28H35V30H34ZM58 28V30L56 29L55 30V38L59 41V39H60V36H64L63 34H67V36H71V38H72V40L73 41H75L76 39L75 38H77L76 37V35L77 36H79V33H78V31L81 33V31H80V29L79 30H77V28H79L78 26L76 27L75 26V24L73 23L72 24V29H74V28H76V29H74L75 30V34H74V36L75 37H72V35H73V33H74V30H72V32H70L71 30H69L68 31V28H66V26H64V32L65 33H63V34H61V32H60V30H59V27H57ZM90 28H91V30L92 31H90ZM88 27V28H86L87 29V32H84V33H81L80 34V37H79V40H81L83 37H85L86 39H85V42L82 44V46H80V50L78 51V53H77V50L75 51V50H73L72 52H71V50H69V52L67 51H65L67 54L65 55V56H67V58H65L67 61H68V58H69V64H71L70 62H72V63H76L75 64V70H74V72L75 73H72V75H70V76H68L67 77V82L64 80V82H63V88L65 89V91H68L69 93H72V94H74V95H79L80 97H79V99L81 100V103H82V106H81V108L79 107V110H78V106L76 107V106H71V103L70 104H68L66 107H67V109L66 108H64L62 105H61V98L59 97L58 99L55 97V95L53 96L51 93H49V92H52V84H55V82H56V80H55V78H56V73L54 72V71H52L51 69H46L47 67H46V65L44 66V64L43 63H40V64H42V65H40L41 66V68L40 67H37L36 65V63H35V65H33L34 63H32L31 64V62H30V60H29V62H30V64H29V62L27 63V65H25V64H23V66H22V68L25 66V68H23V69H19V73L16 71V70H13V73H11L10 75L12 76L13 75V77H11L10 75H9V73H10V71L12 72V70H8V75L6 74V72H4L3 74H1V71H0V76H2L1 77V79H0V112H1V110L3 109V110H5L6 112L3 114V110H2V114H0V125H2L3 127H1L0 126V128H5V129H3V132L2 133H0V138L2 139V141H3V143H2V141H1V139H0V167H1V169H3V171H2V173L1 174H4V172H5V169L8 171V170H11V171H13V172H11V171H9L7 174H4L3 175V178H2V175L0 176V193L2 194V196L0 197V223L2 222V224L4 225L3 226V228H2V226H0V228H2L1 229V231H0V238H1V241L3 240L2 239V233H4L6 230H7V232H5L4 233V236H6L5 238H7V240H9V242L10 241H12L13 240V238H12V235H13V237H16V236H18V238L17 239H20V237H21V235L22 234H26L25 232H23V231H29L30 233H28L29 234V236H28V234H26V237L28 238V237H30L29 239H27V242H28V244H27V242H26V244L27 245H29V246H27V245H24V241H23V245H24V251L22 250V245H21V239L20 240H18V244L15 246L12 242H10L11 243V246H10V244H9V248H8V245H6V247H7V250L6 251H12V253L10 254V252H6L5 253V256L4 255H2L1 253L3 252V254H4V252H5V248L2 246V248H1V245H0V254H1V256H0V264H5V263H7V262H9V263H7V264H14V262H17V263H15V264H18V262H20L19 264H21L22 263V259H25L26 260V264H32L34 261H35V259L33 258L32 259V257H31V259L32 260H30V261H33V262H31L30 263V261H29V259L30 258H28V260H27V258H24L23 256H22V254H24V256L27 254V252L28 251H32V248H33V245H34V242L35 241H37V245L35 244L34 246H38V244L40 243V241L43 239L44 241H41V243L39 244V247L38 248H43V246L45 247V251H46V249H49L52 253L50 254V251H46L48 254L47 255H51L52 256V254H54L53 256H54V258H53V256L51 257V258H49L50 257V255L49 256H46L48 259V261L46 260V259H42L43 261H40V260H37V261H35V262H37V264H41L40 262H42V264H50V262L49 261H51V262H53L55 259H57V261L55 260L52 264H72L73 262H75V264H87L88 262H89V264H91L90 263V260H93L94 259V261H93V263L92 264H100L101 262H103V263H101V264H109L110 262V264H114L113 262H115L116 263V261L119 259V258H121V260H119L118 261V263L119 264H130V262L131 261H128L127 260V258H126V256H124V254L123 253H125V252H123V253H121V251L120 250H123L121 247H120V250H118L119 249V245H125L126 243H127V241H125V239L123 238L122 239V236L123 237H125V235H126V233H124L125 232V229H124V227H123V221H121L122 219L120 218V221H119V219H118V221H117V219L116 218H118L119 216H117L116 217V210L120 207L121 208V206H123L124 205V203H129V202H133L134 200L136 201V203H135V201L133 202V204H131V205H133V207H134V209H135V207H136V204H137V208H138V210L139 211H142L141 209L143 208V211L142 212H140V216H139V218L140 219H138V223H139V225L140 226H142V227H146V226H150V225H154V224H157L158 226H159V224L160 223H163V226H162V228L164 229L165 228V226H167L168 224H169V221L170 222H173L174 221V219H178L179 218V220H180V217H183V216H192V217H196V218H201V216H204L205 217V215H206V213H207V217H205V218H208V217H210L211 219H216V218H218V217H220V219H221V221H219L217 224H218V227H215L218 231H216V229H215V234L217 235V236H219V238L214 234L212 237H209V238H211L210 240H213V243L211 242L210 243V245H213L214 244V246H215V243H219L220 242V244L218 245V243H217V245H218V247L220 248H216V249H214L215 251H211L210 252V255H212L210 258L211 259H213V257H214V255L216 256L214 259H215V261L217 262V264H238L239 263V261H240V263L239 264H242V263H244V264H261V261H260V259L258 258V253L260 254V251H261V248H262V246L261 247H251V249H252V252L254 251V253H252V254H250L249 253V251H248V248H250V245H246V246H248V247H245L244 245H245V243L243 244V242L241 243L240 242V244H241V246H240V244L237 242V241H235L236 239H235V237H233L232 238V240L234 239V241H235V243L237 244V245H239V247L242 249V250H239L238 249V251L236 252V253H238L239 251V253L238 254H236L235 253V251H236V248L238 247V246H236V244H234V246H233V248L230 246V242H231V239H229V238H227L228 239V241H229V243H228V241L225 243L224 241H226V238L224 239L223 237H220V236H224V234H226V237L228 236V234H227V232H224L225 230L226 231H229V233L231 232V231H233L232 229H230V226H228V225H232V228H234V223H235V221L234 220H236V219H238V216H234L232 213H229V211H230V209L232 210V204H231V208H229V210H227L228 208L227 207H229L230 206V203L229 204H226L225 203V200H223L221 197H219V195L220 194H223V192H226V191H224V188L225 189H227L228 191H230V189L229 188H231V191L230 192H232L233 191V193H235V191H234V185L231 183V180H232V178H233V176H230L231 177V180H230V178L229 177H227L228 178V180H227V178L225 179V181H223V183H222V190H223V192L222 193H219V195H217V194H215L216 192H213V193H211V194H214V195H210L211 196V198H209L208 196V198L210 199L209 201H208V199H207V197L205 196V192H204V186H205V182H198L197 181V179H196V184H195V182H194V184L196 185V187L197 188H194V185L192 186L191 185V183H190V185H189V187H187L188 186V184H185V187H184V185L182 186L181 185V183H180V185L182 186V188H181V186H178V184H179V181H177V179H176V181L174 182V181H171V183L173 184L172 186H171V184H167L166 182H165V185L167 184L168 185V187H166V186H164V184L162 183V187H160L163 191L165 190V188H166V190H167V188L169 189V191L167 190V192H166V190L163 192V191H159V192H156V191H154L153 189H152V187L153 186H150L151 184L153 185V183H152V180H153V182L155 181V179H157V170L155 171V170H153V168L154 167H152V166H150V167H152V169L147 165V164H149V165H154L156 168H158V165H157V163H159V161L161 160V159H159V158H157V157H155V158H153V156L152 157H150L151 156V154H149L146 158H145V160L143 159V156H142V160H139L137 163H136V160H135V163L136 164H133V165H131V163H127L128 161V157H129V162H130V158H132V159H139L135 154H140V155H143L142 154V151H141V149L139 150L138 148H141V147H139L140 145H137V143H136V141L138 142V138L136 137V139L137 140H134V139H132L133 141V143L131 142V138H130V141H129V139L127 138V135H125L127 132V130L128 129H130V128H133L134 130H135V127L137 128V126H138V123L137 124H134L133 122H138L139 120H140V118H141V116H142V114H143V111L145 110V107L147 106V104H149L150 103V98L151 97H149L150 95H151V93H152V91H150L149 92V90L151 89V86L150 87H148V82L151 84V85H153V82H154V84H156V83H159V81H160V79L162 78V75H161V77H160V75H157V74H160L159 72L160 71H158V72H155V74L153 73L154 71L153 70H155V69H151V71H152V74L151 73H149V71H150V64L149 63H146V64H148L147 66H146V64L143 66V62L140 64V63H138V60L137 59H139V57H141V55H145L146 57H148V55H149V57L151 56V54L152 53H156L157 52V50H156V45L154 44V42L153 43H151V41H153V40H151L150 41V39H148V35L147 34H145V35H143V37H142V35H140L141 36V38L139 37V38H137V40L135 39L134 40V38H132V40L131 39H128V40H118V39H116V38H114V37H109V34H106V32H102V31H97V30H94L93 29V27L91 26V27ZM66 30H67V32H66ZM37 33H36V32ZM40 31H41V35H39L40 34ZM76 31H77V34H76ZM60 32V33H59ZM70 32V33H69ZM90 32V33H89ZM96 32V33H95ZM101 32V33H100ZM17 33H18V30H17ZM30 33V34H29ZM39 33V34H38ZM60 34L59 35V37L56 35V34ZM86 33V34H85ZM93 33V34H92ZM25 34V35H24ZM65 34V35H66ZM70 34V35H69ZM86 35V36H83V35ZM81 35L83 36V37H81ZM88 35V36H87ZM144 36H145V39H144ZM41 37V38H40ZM90 37V38H89ZM46 38V37H45ZM139 39V40H138ZM1 40V39H0ZM60 40H62V39H60ZM78 40V38H77V41H79ZM110 40L112 41V43L110 42ZM149 40V41H148ZM49 41H50V38H49ZM76 41V42H77ZM1 43V45L3 46V43H4V45H5V47L8 49V50H10L11 49V51H9V52H11V53H13V50H12V46H14L13 48H15V46H16V51L17 50H20V47L17 49V45H12L11 43L9 44L8 42H6V41H4V40H2V41H0ZM47 42V43H46ZM128 42V43H127ZM35 43V48H36V50L38 49V51H40V53H41V51H42V53L41 54H44V55H41V56H43V58L47 61L48 59H49V61H50V56L49 57H44V56H46L47 55V49H46V47H44V46H42L41 47V49L39 48L41 45H37ZM74 43V42H73ZM117 43V44H116ZM6 44H7V46H6ZM76 46H78V43H74ZM85 44V45H84ZM154 44V45H153ZM12 45V46H11ZM108 45H109V48H107L108 47ZM10 46V47H9ZM39 46V47H38ZM84 46V47H83ZM156 48H155V47ZM105 47V48H104ZM49 48V47H48ZM101 48H102V50H101ZM43 49H45V50H43ZM103 49H105V50H108V51H110V50H112V52H113V54H114V59L110 62L109 60H104L103 58H100L99 56L97 57V55H98V53L100 52V51H103ZM110 49V50H109ZM154 49H155V52H154ZM82 50V52L80 53V51ZM116 50V51H115ZM15 51V50H14ZM99 51V52H98ZM44 52H46V54L44 53ZM76 52V53H75ZM119 52V53H118ZM71 54V55H70ZM78 55V56H76V55ZM80 54H82L80 57H81V59H77L78 57H79V55ZM97 54V55H96ZM120 54V55H119ZM48 56V55H47ZM76 56V57H75ZM153 56V55H152ZM77 59V61L75 62V58ZM79 57V58H80ZM120 57V58H119ZM136 57V58H135ZM138 57V58H137ZM25 59L26 58H23V60H24V62L23 63H26L27 61H28V59L25 61ZM86 60V61H85ZM123 60V61H122ZM137 60V61H136ZM79 61H80V64H79V66H77V64L79 63ZM81 61H82V63H81ZM118 61V62H117ZM138 63V64H140V65H138L136 62ZM20 62H22V59L20 60ZM121 62V63H120ZM123 62V63H122ZM125 62V63H124ZM109 63V64H108ZM135 63V64H134ZM207 62H205V64H206ZM21 65H22V63H20ZM204 64V62H203V67H201L202 65H198V66H193L194 68H192V69H189V72L191 73V71H193V73H191L192 74V77H190V80H189V76L191 75L190 73H189V75H187L185 72L186 71H183V70H185V67H181V69H180V72H179V69H176L175 70V72H176V75L174 76V80H175V84H174V86H176L177 88H181V87H183V88H181L182 90H184L183 91V93H182V100H181V102L179 101V102H177V100H176V98H178L179 100H180V98H181V96L179 97V94H174L175 93V91L173 90V92H171V93H173V96H174V98H175V100H174V102L172 103V102H169V100H171V99H167V101L169 102L168 104L166 103V98L164 99V97L162 96V98L163 99H160L159 100V97L156 99L155 97H156V95H154V94H152V98L151 99H153V96H155L154 97V99L156 100V101H160L159 102V104L161 105V107H162V114L164 115V117L167 115L168 117H169V115H170V117H172V118H167L166 117V119L168 120V119H170L169 121H172V120H174L176 117V120L179 118L178 116L181 114H183V115H185L186 113H190V111H192L193 109H194V107H195V104L193 105L190 101H189V99L187 100V99H185L186 97H185V95L187 94V92H186V90H190V88H191V91L190 92H194V90H195V93H197V94H199V93H201L202 91H203V87L201 88L200 86L201 85H199L200 83L199 82H197L198 81V77H197V75L196 74H198V76L199 77H202V84L204 85L205 84V86H207V83H204L205 81H207V80H205L204 81V78L206 77V76H208V78H206V79H209V77H211L212 75H214V74H216L215 76H214V81H213V79H210L209 81L210 82H212L213 84H211V85H213V86H211L210 85V83H208L209 85V87H211V88H213L214 87V85H216L217 87H219V86H221L222 84L225 86L226 84L228 85L229 83H228V81L227 80H229V81H231L230 83L231 84H229V87H231V88H229V87H224L223 85L221 86V87H224V89L222 88H217L216 86V89H217V91H216V89H215V99L217 100V98H218V100L219 101H216V102H219L217 105H218V107H217V105L215 104V106H214V108H216L215 109V111L214 112H216L217 113V115H216V113H215V115L213 114L212 115V118H213V123H212V120L210 121V122H208L207 121V124H206V122H205V125H203L205 128H207V129H204V130H202L200 127H199V129H200V135H202V133H204V135H205V133H206V130L209 132H207L206 134H207V138L209 137V139L207 140V143H208V141H209V143H208V145L209 144H211L212 145V143L214 144V145H212V148H214V149H209V151L211 150V152H210V156H216V154L217 155H221L222 156V154H225V155H223L222 157L220 156V157H218V156H216V158H213V160H212V158H211V160H210V157H204L205 159H207V161H203V164H202V161L201 162H199V160H201V159H199L198 158V161H197V159L195 158H192V155H193V153L195 152V148H196V146L194 145V147L192 146V144H191V150H190V148H188L187 147V143H188V145H190V143L188 142V136H189V134H191L192 132H195L194 130L192 131V130H190V132L191 133H189L188 131H187V129H189V128H183V129H180V127H173V128H171L169 131H165V128L164 129H161L162 128V126H160L159 124H157V123H152V124H148L149 126H150V130H151V133H150V131H149V133H150V135L152 136V138H153V140H154V142H151V143H153L154 145L156 144V143H158V144H156L157 146L158 145H160L161 143V141L163 140V142H162V145H164L165 147L166 146H168L170 149L169 150H172V153H174V150L176 149V148H178V150H175L176 152H178V153H176V162H177V158L179 159V156H180V154H179V149H180V151H181V154L184 152V151H186V150H188L187 151V153L186 152H184L185 153V155L184 154H182V156H181V158L183 157V155L185 156L184 158H185V160L186 159H188L190 162H191V159H194V163L196 164L195 166H197V164H201L202 165V168H203V170L204 169H206L207 170V172L208 171H210L209 170V168H206V167H204V166H209L210 164V167H212V165H213V163H214V161H215V165H213V167H215V166H217V164H218V161L219 160H221L222 159V161H223V158L225 159L224 161H234L233 163H231L232 165H236L235 167L233 166L232 168H234L235 170H237V169H240L239 167H243V162H245L244 160H246V158H247V156H245L244 155V153L242 152H236V151H238V150H236L235 148H233V146L235 147L236 145H242L243 144V142H245L244 141V139H245V137H243L242 135L240 136V132H238L237 133V131L239 130V129H241L243 126H242V124L240 125V123H241V121L239 120V122H238V118H237V122H236V120H235V125L233 124V125H230L229 126V124H227L228 123V119L230 120L229 121V123L230 124H232V118H235V116L236 115H234L235 114V112H238V108L240 107L239 105H240V101L238 100L239 99V96L235 93V90H237V92H238V88L241 90V91H244L245 89H246V91H244V92H247V90L249 89V86L251 85V79H253V77H251V79L249 80V78L247 79V80H249V82H251L250 83V85H248L247 83H246V81H245V79L244 78H242L241 77V75H240V71H239V73H238V70L239 69H237V67L238 66H236V68H234L233 70H230L231 72H229V73H227V75H228V78H227V80H226V77L224 78V82L221 84V85H217L216 84V82H217V80L215 79L217 76H218V74L219 73H217V71H216V69H215V67L214 66H212V64L211 63H209V64H206L205 65ZM211 64V65H210ZM30 65V68H31V70H30V68L28 67V70H27V66H29ZM73 65V64H72ZM137 65V66H136ZM167 65V64H166ZM32 66H33V68H32ZM142 66V67H141ZM145 66H146V68H145ZM35 67V68H34ZM149 67V68H148ZM199 67H201V72H200V69H199ZM213 67H214V69H213ZM39 70H38V69ZM45 68V69H44ZM49 68H51V67H49ZM81 68H82V70H81ZM84 68V69H83ZM182 68H183V70H182ZM198 70H197V69ZM202 68H203V71L205 72V73H207V75H205V73H203V71H202ZM212 68V69H211ZM24 69H26L25 71L26 72H28V73H24L23 71H24ZM41 69V70H40ZM44 69V70H43ZM33 70V71H32ZM48 70V71H47ZM149 70V71H148ZM213 71V70H215V71H213V72H211V71ZM235 70H237V73L235 72ZM30 71H32V73L30 72ZM157 71V70H156ZM162 71V70H161ZM182 71V72H181ZM198 71H199V73L200 74H203V75H205V76H203V75H199V73H198ZM210 71V72H209ZM3 72V71H2ZM23 72V73H22ZM173 72H174V69H173ZM22 73V74H21ZM196 73V74H195ZM213 73V74H212ZM4 74H6V78H5V76L3 77V75ZM29 76H28V75ZM56 74V75H55ZM148 74H149V76H148ZM151 74V75H150ZM175 73H173L172 75H174ZM183 75L184 76V78H179L178 76L179 75ZM186 74V75H185ZM230 74H232L231 75V77H233V80L231 79V77H230ZM236 74H238L239 75V77L240 78H242V79H244V84L246 85V87H243L244 86V84H243V80L242 79H240V78H238V75H236ZM242 74V73H241ZM15 75V76H14ZM55 75V76H54ZM156 75V76H155ZM23 76V77H22ZM34 76H35V78H34ZM60 76H62V75H60ZM188 78H187V77ZM193 76L195 77V79L197 80H195L194 82L192 81V79L191 78H193ZM7 77H8V79H7ZM57 77H58V75H57ZM145 77H148V80H147V78H145ZM151 77H153V80H152V78ZM175 77H178V79L179 80H177V79H175ZM229 77H230V79H229ZM236 77H237V79H236ZM4 78H5V80H4ZM69 78V79H68ZM155 78V79H154ZM211 78H213V76L211 77ZM223 78V77H222ZM14 79V80H13ZM127 79V80H126ZM181 79V80H180ZM183 79V80H182ZM185 79V80H184ZM186 79H187V82H186ZM2 80H4L3 82H2ZM55 80V81H54ZM156 80V81H155ZM193 80H194V78H193ZM241 80H242V82H241ZM122 81H124V82H122ZM152 83H151V82ZM158 81V82H157ZM185 81V82H184ZM189 81V82H188ZM192 81V82H191ZM204 81V82H203ZM208 81V82H209ZM225 81H226V83H225ZM235 81H238V85L239 86H237V84H236V87H238L237 89L236 88H234V85L235 84H232L233 82L234 83H237V82H235ZM239 81H240V84H239ZM2 82V83H1ZM9 82V83H8ZM111 84H110V83ZM180 82V83H179ZM196 82L198 83V84H196ZM128 83V84H127ZM176 83H178L179 85L177 86V84ZM186 83V84H185ZM195 83V84H194ZM117 84V85H116ZM122 84V85H121ZM191 84L193 85V87L195 88L196 87V89H193V87L191 86ZM97 85V86H96ZM109 85H110V87H109ZM117 86V87H114V86ZM120 85V86H119ZM124 85V86H123ZM180 85H181V87H180ZM183 85V86H182ZM188 87H187V86ZM196 85V86H195ZM198 85V86H197ZM232 85H233V87H232ZM242 87H241V86ZM204 86V87H205ZM93 87V88H92ZM185 87H187L186 89H185ZM190 87V88H189ZM214 87V88H215ZM92 88V89H91ZM99 88V89H98ZM108 88H109V90H108ZM123 88V89H122ZM125 88H126V90H125ZM140 88V89H139ZM214 88H213V90H214ZM229 90H228V89ZM242 88L244 89V90H242ZM51 89V90H50ZM97 89V90H96ZM116 89V90H115ZM133 91H132V90ZM137 89V90H136ZM193 89V90H192ZM202 89V91H200L199 92V90H201ZM222 90V92L223 93H221L219 90ZM225 89H226V91H225ZM234 89V92L232 93V95H230L229 96V94L232 92V90ZM132 91V94H130L131 93V91ZM134 90H135V92H134ZM138 90H139V92H138ZM224 90V91H223ZM231 90V91H230ZM83 91V92H82ZM110 91V92H109ZM119 91H120V93H119ZM126 91V92H125ZM129 91V92H128ZM80 92V93H79ZM103 92V93H102ZM124 92V93H123ZM228 93L229 92V94L228 95H225V93ZM82 93V94H81ZM104 93H106L105 95H106V97H105V95H104ZM116 93V94H115ZM128 93H129V95H128ZM148 93V94H147ZM150 93V94H149ZM226 93V94H227ZM108 94H111V95H108ZM115 94V96L117 95L118 97L116 98H114V95ZM126 94V95H125ZM137 94H138V97H137ZM217 94V95H216ZM136 95V96H135ZM140 95V96H139ZM178 96V97H176V96ZM223 95V96H222ZM226 97H225V96ZM234 95H236L235 97L236 98H234L233 96ZM107 96H108V98L109 99H107ZM121 96V97H120ZM124 96V97H123ZM128 97V96H130V98H126V97ZM132 96V97H131ZM142 96V97H141ZM228 96V97H227ZM119 97L121 98V99H119ZM161 97V96H160ZM183 97H185V98H183ZM221 97H223L222 99H221ZM225 97V98H224ZM92 98V99H91ZM101 98H102V100H101ZM124 98V99H123ZM149 98V100H147ZM55 99V100H54ZM118 99L120 100L119 101V103H118ZM125 99L127 100V101H125ZM133 101H132V100ZM144 99H145V102H143L144 101ZM186 101V103H185V101ZM98 100V101H97ZM113 100H114V102L116 101V104L115 103H113ZM130 100V101H129ZM143 100V101H142ZM172 100H173V97H172ZM93 101V102H92ZM135 101V106L136 107H134V105H132L133 104V102ZM165 101V102H164ZM97 104H101L100 102H102V104L100 105L101 107V110H103V111H107V113L110 111V113H108V114H111L114 118L116 117V119L118 118V120H122L123 121V119H125L126 120V122L124 121V124H122V127L121 128H118V129H116L119 133L117 134V135H115V130H113L112 131V133H113V135H112V133H110L112 136H113V139H115V143H117V141L118 140H122L121 139V137L122 138H127V141H126V139H124V142H126V143H128V144H125L124 142H118L117 143V145L118 144H122V146L123 145H125V148H127L126 149V151H124V149H123V152H124V155L122 156V155H118V157H117V150L116 149H121L122 150V147L120 148L119 147V145H118V148H117V145H115L116 147H115V154L113 153H111V155L109 154V156L110 157H108V158H106V155L108 156V153H109V151L107 150V149H104L105 147H104V144L102 143V142H100L99 140H102V137L100 136L101 134H102V136L104 135V132H106V130H107V128L105 129V122H104V119H102L101 120V117L103 118V116L100 114V113H97L98 111H97V108H98V106L96 107V103ZM106 102V104H103V103H105ZM131 102H132V104H131ZM162 102V103H161ZM164 102V103H163ZM176 102V103H175ZM239 102V103H238ZM6 103V105H4ZM108 103H110V104H108ZM145 103V104H144ZM177 103L179 104L178 105V107H177ZM182 103H184L183 105H182ZM191 104V106H190V104ZM94 104H95V108H93L94 107ZM121 104V105H120ZM170 104V105H169ZM175 104H176V107L177 108H180L179 110L178 109H176V108H174L173 109V107L175 106ZM187 104H189V107H186V105ZM103 105V106H102ZM106 105V106H105ZM126 105H127V108H126ZM130 105H132L131 107H132V110L134 111V113H133V111L130 109L129 110V114H128V112H126L127 113V117H129V115H131V113L132 114H134L133 116H135V117H131V119L129 120L128 118H126L125 117V111H124V109L123 108H126L125 110L127 111V109H129L128 107H130ZM139 105H140V107H139ZM141 105H142V107H141ZM146 105V106H145ZM164 105V106H163ZM173 107H172V106ZM3 106V107H2ZM9 106V107H8ZM109 106V107H108ZM144 106V107H143ZM188 106V105H187ZM72 107V108H71ZM105 108V110H104V108ZM108 107V109H106ZM116 107H117V110H116ZM119 107V108H118ZM138 107H139V109H138ZM182 107V108H181ZM193 109H192V108ZM238 107V108H237ZM262 107H264V102H263V104H262ZM61 108V109H60ZM136 108V109H135ZM144 108V109H143ZM184 108L186 109V110H184ZM190 108L192 109V110H190ZM94 109V110H93ZM99 109V108H98ZM116 111H118V112H115V110ZM163 109H164V111H163ZM9 110V111H8ZM111 110L112 111H114L115 113L113 114V112H111ZM138 110L139 111H141V115L139 114V112H138ZM183 110V111H182ZM190 110V111H189ZM82 111V112H81ZM105 111V112H106ZM132 111V112H131ZM173 111L175 112H177V113H179V115L175 112V114H177L176 116H174V113H173ZM181 113H180V112ZM185 111H186V113H185ZM96 112V113H95ZM173 113V114H171V113ZM257 112V111H256ZM122 115H121V114ZM166 113V114H165ZM258 113V112H257ZM84 114V115H83ZM116 114V115H115ZM238 114V113H237ZM251 114H253L251 117L253 118V119H259L260 117H257L256 116V114L254 113V112H252ZM100 115V116H99ZM119 115H121V116H119ZM123 115H124V117H123ZM172 115V116H171ZM180 115V116H181ZM231 115V116H230ZM232 115H233V117H232ZM255 115V116H254ZM258 115V114H257ZM4 117V116H6V118L7 119H1V117ZM9 116V117H8ZM140 118H139V117ZM258 116H260V113H259V115ZM2 117V118H3ZM82 118L83 120L84 119H86V123H85V125H87L88 126V128L85 126V128L82 126V125H80L81 123V121H79V119L80 118ZM138 117V118H137ZM228 117H231V118H228ZM257 117V118H256ZM134 118H136V119H134ZM211 118V119H212ZM135 120V121H132L131 122V120ZM2 121V122H1ZM8 121V122H7ZM85 121V120H84ZM130 121V122H129ZM129 122V123H128ZM215 122V123H214ZM79 123V124H78ZM130 123H131V125L132 126H130ZM240 125V126H237L238 124ZM13 124V125H12ZM128 124V125H127ZM154 124V125H153ZM155 124H157V126H158V130H156L157 128V126L155 125ZM214 126H212V125ZM7 125H10L11 127H9V126H7ZM125 125H127V126H129L128 127V129H127V126H125ZM136 125V126H135ZM153 125V126H152ZM209 125H211V126H209ZM5 126V127H4ZM62 126V127H61ZM80 126V127H79ZM135 126V127H134ZM149 126L147 127V124L145 125V127H144V125H143V127L144 128H142L143 130H140V129H138L137 128V131L135 132V135H137L136 133H138L139 134V136L141 135L140 133L142 132V134L144 135V133H145V131L147 132L149 129ZM155 126V127H154ZM160 126V127H159ZM196 126V128L195 129H198L197 128V125H195ZM208 126V127H207ZM232 126H235V128H237L236 130H235V128H233ZM242 126V127H241ZM8 127V130H6V128ZM56 127H57V129H56ZM140 128H141V126H139ZM228 127H230L231 128V131H232V129H233V131H234V137H233V133L232 132H230V128H229V130H228ZM241 127V128H240ZM11 128V129H10ZM60 128H67L68 129V131L70 130L71 131V134L70 133H68V132H64V131H62V129L60 130ZM146 128V130L144 131V129ZM175 128V129H174ZM193 128V129H194ZM203 128V127H202ZM30 129V130H29ZM86 129V130H85ZM102 129H104L105 131H103ZM124 129H125V131H124ZM184 129H186V131L187 132H185V130ZM167 130V129H166ZM171 130H173V131H171ZM201 130L203 131V132H201ZM4 131H5V133H7V134H5L4 133ZM48 131H49V133H48ZM108 131V130H107ZM109 131H111V130H109ZM109 131H108V133H109ZM116 131V132H117ZM124 133H123V132ZM139 131V132H138ZM174 131H175V133H174ZM1 132V131H0ZM58 132V133H57ZM165 132V133H164ZM45 133V134H44ZM46 133H47V135H46ZM53 133V134H52ZM55 133H57V134H55ZM64 133V134H63ZM73 133V134H72ZM121 133H123V134H121ZM189 133V134H188ZM225 133V134H224ZM231 133V135H229ZM13 134V135H12ZM58 134H59V136H58ZM86 134V135H85ZM120 134V135H119ZM128 134V133H127ZM147 134H148V132H147ZM195 134H198V130H197V132H195ZM4 135V136H3ZM46 135V136H45ZM49 135V136H48ZM50 135H52V137L50 136ZM96 135V136H95ZM203 135V137H205ZM210 135V136H209ZM227 137V139H225V136ZM261 135V137H259V136H257L256 138H253V140L254 141H252V144H251V141H250V144L248 143V147H247V149L249 150L248 152H247V150H246V155L249 153V154H251V153H253V151L254 150H257V151H259L260 149H262V148H264V146H262V145H264V137L262 138V135L264 136V134L262 133V134H260ZM44 136H45V138H44ZM56 136L58 137V141H57V138H56ZM92 136V137H91ZM96 137V139H94L95 137ZM108 136H109V134H108ZM114 136H115V138H114ZM154 136H155V138H154ZM236 136V137H235ZM237 136H238V139H237ZM240 136V137H239ZM4 137V138H3ZM61 138V140H60V138ZM94 137V138H93ZM141 137V136H140ZM158 137V138H157ZM203 137H202V139H203ZM206 137L204 138V141H203V143H205L206 144ZM214 137V138H213ZM229 137V138H228ZM98 138H99V140H98ZM109 138V137H108ZM176 138V139H175ZM178 138V139H177ZM183 138H184V140L187 142H183ZM218 138V139H217ZM236 138V139H235ZM240 138H242L241 140H240ZM6 139V140H5ZM42 139V142L40 141ZM50 141V140H52V139H54V140H56V144H60L61 143V149H62V151H60V149L58 150V152H59V154H57L56 155V158L58 157V158H62V162H63V165H64V163H65V166L64 167H62L63 165H61L62 164V162L60 161L61 159H59V160H57V159H55V161L57 162L56 164H57V166H59V169H64L63 171H61L60 172V170H58L57 169V174H56V170H51V174L49 173V170H48V168H47V166H49V165H53V162H55L54 160L51 162V160H48L49 159V155H51V153H50V151L52 150V148H53V146L55 145L54 144V140H52V142H53V145L50 147L48 144H47V146L46 147H44L45 146V144H44V141H45V143H47V142H49L48 140ZM66 139V140H65ZM84 139V140H83ZM157 139V140H156ZM162 139V140H161ZM167 139H169V140H171V144H169V142L168 143H166V140ZM214 139H216V140H218L217 142H216V140H214ZM230 141H229V140ZM232 139V140H231ZM257 139L259 140L258 142H257ZM6 142H5V141ZM33 140V141H32ZM63 140V141H62ZM69 140H71L72 141V143L74 144V145H78L77 146V148H82V149H79V151L81 150V151H84L83 153L80 151V154H81V157H80V160H78V162L77 161H74V162H72L71 160L74 158V157H72V155H71V153L72 152H70V151H72L73 149V144H71V141H69ZM75 140V141H74ZM161 140V141H160ZM176 142V144H173L174 143V141ZM181 140V141H180ZM210 140H213L212 142L210 141ZM228 140V141H227ZM236 141V143H235V141ZM15 141V142H14ZM35 141V142H34ZM87 141V142H86ZM97 144H100V143H102V145H96V143ZM129 141V142H128ZM135 141V142H134ZM173 141V142H172ZM181 142V144H182V146H181V144L179 143V142ZM225 141H227L228 142V144H227V142H225ZM232 141H233V143H232ZM240 141V142H239ZM12 142V143H11ZM30 142H32V144L30 143ZM51 142V143H52ZM75 142H77L76 144H75ZM80 142V143H79ZM90 142V143H89ZM93 142H94V146L96 145L97 147H99V148H96V146L94 147V149H93ZM106 142H107V140H106ZM113 142V140H112V142H109L110 144H115ZM156 142V143H155ZM178 142V143H177ZM216 142V143H215ZM219 142V147H217V143ZM254 142V143H253ZM260 142H261V145H260ZM263 142V143H262ZM11 143V144H10ZM15 143V144H14ZM36 143V144H35ZM38 143H41V144H43L42 146H41V144H39L41 147H42V149H41V147H38ZM63 143V144H62ZM108 143V142H107ZM124 143V144H123ZM130 143V144H129ZM163 143H165V144H163ZM222 143V144H221ZM242 143V144H241ZM5 144H6V146H5ZM28 144H30V147L29 146H27ZM35 144V145H34ZM50 144V143H49ZM70 144L72 145V146H70ZM81 144L82 145H84V146H81ZM87 144H89L88 146H87ZM136 144V145H135ZM236 144V145H235ZM17 145H19V146H17ZM23 145H24V148H22L23 147ZM27 146V148H26V146ZM67 145V146H66ZM127 145V146H126ZM132 145H134L135 146V148H133L134 146H132ZM154 145H153V147H151V144L149 145L151 148H155L154 147ZM155 145V146H156ZM170 145H172V148L170 147ZM174 145H176L175 146V148H174ZM210 145V146H211ZM225 145V146H224ZM227 145V146H226ZM230 145L232 146V148L230 147ZM259 147H258V146ZM22 146V147H21ZM35 146H37L39 149L37 150V148L35 147ZM87 146V147H86ZM102 146V147H101ZM184 146V148L183 149H181L182 147ZM210 146H208V148H210ZM255 148H254V147ZM261 146V147H260ZM9 147V148H8ZM36 148V150H35V148ZM65 147V148H64ZM71 147V148H70ZM85 147H86V149H85ZM92 147V148H91ZM104 147V148H103ZM130 147V148H129ZM150 147H149V149H150ZM165 147H164V149H165ZM181 147V148H180ZM186 147V148H185ZM8 148V149H7ZM11 148V149H10ZM15 148V149H14ZM26 148V149H25ZM28 148H31L30 150L28 149ZM33 148H34V150H33ZM43 148H45V149H43ZM51 148V150H48V149H50ZM63 148H64V152H63ZM89 148H91L90 149V152H91V154L90 155H87L86 153H88L89 152ZM96 148V149H95ZM103 148V149H102ZM174 148V149H173ZM231 148V149H230ZM253 148H254V150H253ZM260 148V149H259ZM23 151H22V150ZM25 149V150H24ZM68 149V150H67ZM69 149H72V150H69ZM129 149V150H128ZM132 149V150H131ZM236 151H235V150ZM15 150V151H14ZM18 150V151H17ZM28 150L30 151L29 152V155L27 156L26 155V153L28 152ZM31 150L32 151H36V152H31ZM68 152H67V151ZM103 150H107V153H105V154H103L105 157H103L101 154L102 153H99L98 154V152H105V151H103ZM128 150V151H127ZM137 150H139V152H135V151H137ZM167 150H168V148H167ZM218 150V151H217ZM222 150V151H221ZM225 150V151H224ZM231 150H233V151H231ZM251 150V151H250ZM264 150V149H263ZM19 151H22V153L23 152H25V153H23V155L25 156H22L21 154H20V152ZM42 152V151H47L46 153L48 154V156H47V154L45 155V154H42V153H40V152ZM49 151V152H48ZM87 151V152H86ZM92 151H96V152H92ZM190 151H191V154H190ZM192 151H194L193 153H192ZM260 151H262V150H260ZM17 153V155H16V153ZM39 152V153H38ZM58 152H56V153H58ZM61 152H63V153H61ZM70 152V153H69ZM132 152L134 153L135 152V154H134V158H133V156H132ZM148 152H150V150H148ZM167 151H165L164 153H166ZM30 153H32V154H30ZM66 153H69V155L67 154L66 155ZM126 153V154H125ZM170 153V151H168V154ZM212 153V154H211ZM229 153H233L232 155L231 154H229ZM21 156V158H20V156ZM41 155V156H39V157H42L43 156V158H40L39 159V157L38 156H36V155ZM62 155V157H61V155ZM86 154V155H85ZM89 154V153H88ZM93 154H96V155H93ZM171 154V153H170ZM229 154V155H228ZM31 155V156H30ZM33 155L35 156V158L33 157ZM59 155H60V157H59ZM84 155H85V161H84V164H86V165H84L83 163H82V161L81 160H83V158H84ZM92 155V156H91ZM100 155H101V157H100ZM115 155V157H117L116 159H115V157H113ZM126 155H129L128 157L126 156ZM171 155H173V154H171ZM231 155V156H230ZM240 155V156H239ZM243 155V156H242ZM18 156H19V158H18ZM44 156H46L47 157V159H46V157H44ZM65 156V157H64ZM97 156V157H96ZM125 156H126V158H125ZM131 156V157H130ZM186 156H188V157H186ZM226 156H228V158H225ZM229 156H230V159H229ZM242 156V157H241ZM245 156V159H243V157ZM29 157V158H28ZM86 157H87V159H86ZM90 157H94L93 158V160H95V159H97V161L99 162H101L102 164L101 165H103L102 167H104L105 165H106V161H107V164L108 165H110L109 166V170L110 169H112V171H113V173H112V171L110 170L109 172H107V170L106 169H108V168H104V170L102 169V168H98L99 166H100V163H97V162H95V161H93L94 162V166H92L93 168L92 169H90L89 171H87L88 169H89V166L91 167V164L93 163V162H88L87 160H88V158H90ZM96 157V158H95ZM111 157H112V160H111ZM123 157H124V159H125V161H124V159H123ZM145 157V156H144ZM148 157H149V159H148ZM171 158L172 157H174V155L173 156H170ZM170 157H168L169 159H170ZM20 161V162H18L17 161V159ZM26 159L27 158V160H25L24 161V159ZM39 160H38V159ZM64 158L67 160H65L64 161ZM114 158V159H113ZM118 158H120V161L122 162H120L119 161V159ZM151 158V159H150ZM156 158L157 159H159V161H157L156 160ZM203 158V159H204ZM218 158V161H216V159ZM220 158V159H219ZM231 158H233V159H231ZM23 159V160H22ZM50 159H51V157H50ZM68 159H70L69 160V166H67L68 164H66L67 162H68ZM118 159V160H117ZM127 159V160H126ZM154 159L157 161L156 162V164H154ZM202 159V160H203ZM215 159V160H214ZM240 159H243L242 161L240 160ZM29 160V161H28ZM36 160H37V162H36ZM91 160V159H90ZM104 160H105V162H104ZM110 160L112 161V162H110ZM146 160L147 161H151L150 163H148L147 162V164H146ZM171 160H173L174 161V159L172 158ZM171 160H170V162L168 161V159H167V161H168V163H171ZM184 160V161H185ZM209 160V161H208ZM31 161V162H30ZM34 161V162H33ZM45 161H47V162H45ZM118 163H117V162ZM131 161H133V160H131ZM167 161L165 162V164H162L163 166V168L160 170V172H162L163 170H165V169H167L166 171H172V169H173V166L170 164V168H168L167 166ZM172 161V162H173ZM188 161V162H189ZM236 161V162H235ZM40 163V164H38L37 166H36V168L38 169H35L34 168V165H30V164H34V163ZM44 162V163H43ZM86 162V163H85ZM109 162V163H108ZM143 164H142V163ZM176 162L174 161V163L175 164H173V165H176ZM183 161H181V162H178L177 163V165L176 166H174V168L176 167H179V164H181ZM185 162H187V160L185 161ZM190 162L189 163H186V164H190ZM193 162V161H192ZM197 162V163H196ZM199 162V163H198ZM211 162H213V163H211ZM22 163V164H21ZM49 163H52V164H49ZM73 163H75V166H74V164ZM79 163H81V165H83L82 167L80 166V164ZM139 163H141V166H140V164ZM145 163V164H144ZM161 163V162H160ZM167 163V164H166ZM206 163V164H205ZM207 163H210V164H207ZM239 163H241L240 165H239ZM19 164V165H18ZM20 164H21V166H20ZM46 164H48L47 166H46ZM113 164H115V166L113 165ZM127 166H126V165ZM186 164L184 163L183 165L184 166H186ZM199 164V165H200ZM229 164H230V162H229ZM12 165H14V166H12ZM29 165L31 166V167H29ZM40 165H42L44 168H42V167H40ZM76 165H78V166H76ZM87 165H89V166H87ZM95 165H99V166H95ZM113 165V166H112ZM120 166V167H118V166ZM123 165V166H122ZM128 165H131V166H133V168H131L130 166H128ZM136 165H138V167L140 168V171H138V170H136V169H138V168H135V166ZM159 165H161V164H159ZM183 165H181V167L183 168ZM188 165L186 166V167H188ZM201 165L200 166H198V167H195V168H197L198 170H201L202 168H201ZM237 165H239L238 167H237ZM19 166V167H18ZM57 166H53V169H55V168H58ZM112 166V167H111ZM142 166L144 167H146V169H145V167L144 168H142ZM164 166H165V169H164ZM231 166V165H230ZM229 166V167H230ZM13 167V168H12ZM17 167V168H16ZM32 167L36 170H34V171H32L31 169H32ZM41 169H40V168ZM55 167V168H54ZM72 167V168H71ZM85 167H87V168H85ZM95 167V168H94ZM106 167H108V166H106ZM117 167V168H116ZM181 167H179V168H181ZM201 169H200V168ZM212 167V168H213ZM9 168V169H8ZM15 168V169H14ZM20 168V169H19ZM21 168H22V170L24 171V173L25 174H23V172L21 171ZM24 168H26V170H24ZM29 168V169H28ZM31 168V169H30ZM77 169V170H79V168H80V170L79 171H81V170H85V171H87V172H89V173H91L92 174V176H94V178L96 179V180H93V182H92V180L88 177L87 179H85V177H87L88 175L86 174V172L85 171H83L84 173H82V171H81V173L82 174H84L83 176H82V178H80V180H81V182H79V177H78V172H77V174H75L76 176H70V178H69V183L72 185V186H74L80 193H78V191H77V193H78V197H79V200H78V198H76L75 197V195H74V192L76 191V189L74 188V190L72 191L71 190V196H67L68 194H65V192H63L62 193V191L60 192L59 191V186H57V184H60L63 188L65 187V185H66V182L68 183V181H66V179H68V175H66L67 174V172H69V171H73V170H75V169ZM135 168V169H134ZM175 168V169H176ZM185 168V167H184ZM212 168H211V170H212ZM40 169V170H39ZM65 169H66V171H65ZM119 171H118V170ZM197 169H195V170H193L194 172L195 171H197ZM18 170H19V174H18ZM29 170H30V172H29ZM101 170V171H100ZM115 170H117L119 173H122V174H119L120 176H118L117 174H118V172H116ZM133 170H135V171H137L138 173L139 172H141V171H143V172H145V173H143V172H141V174L139 173L138 174V176H137V178L139 179V177L141 178V180H142V182L141 181H139L140 182V184L144 187V185H146V183H147V185L145 186V190H147L146 192L149 194L148 196L146 195L145 196V193L144 192H142V191H145L144 189L142 190L141 189V187H140V185L139 186H137V180L135 181V183H133V184H130V183H132L131 182V180H129V182L128 181H125L128 177H130V179L132 178L131 176H133V174H135V176H136V173L133 171ZM151 170H153V171H151ZM188 170V169H187ZM6 171V172H7ZM26 171V172H25ZM28 171V172H27ZM95 171V172H94ZM98 171V172H97ZM147 171V172H146ZM166 171H164V173H160V174H158V175H162V177L163 176H165L166 175ZM178 171V170H177ZM176 171V172H177ZM193 171H191V173L190 174H193L196 178L197 177H199V176H197V174H199L200 175V171L197 173V172H195V174H194V172ZM205 171V170H204ZM5 172V173H6ZM17 172V173H16ZM20 172H22V173H20ZM55 172V173H54ZM103 172V173H102ZM125 172V173H124ZM128 172V173H127ZM129 172H131V173H129ZM132 172H133V174H132ZM152 172H154V173H152ZM167 172V173H168ZM175 172V173H176ZM181 174H183V176H184V170H182L181 169ZM193 172V173H192ZM27 173L30 175V176H28L27 177ZM32 173V174H31ZM61 173V174H60ZM65 173V174H64ZM81 173L79 174V176L81 175ZM148 173L150 174L149 176L151 177H149V176H147L148 175ZM175 173L173 174V177L175 176ZM9 174L11 175V177L14 179V183L12 182L13 181V179L11 178V177H9ZM44 174V175H43ZM61 175V178H59L60 176L59 175ZM108 174L110 175V176H108ZM116 174V175H115ZM124 174V175H123ZM126 174H128V177L126 176ZM129 174H131V176L129 175ZM144 174V175H143ZM153 174H154V176H153ZM177 174V173H176ZM22 175H24L23 177H22ZM49 175V176H48ZM57 175V176H56ZM66 175V176H65ZM105 176V179H107V181H110L109 179H111V181H112V178L114 177L115 178V176H116V178L114 179V181H112V183H111V181L110 182H106V180H105V182H104V176ZM107 175V176H106ZM178 175V174H177ZM6 176H8V182H7V177ZM18 176V177H17ZM32 176H34V177H36V179L34 180V177H32ZM43 176H45V177H43ZM100 176V177H99ZM111 176H112V178H111ZM120 177V180H119V178L118 177ZM122 176H124V178H126V179H122ZM133 177V180H135V178L136 177ZM192 176V175H191ZM194 176H193V178H194ZM4 177H6V178H4ZM22 179H21V178ZM24 177H25V179H24ZM31 179H30V178ZM50 178V177H52L51 179H50V182H51V186H50V182H49V179L48 178ZM67 177V178H66ZM71 177L72 178H74L75 177V179H74V181L77 183V181H78V187H77V185H74L75 184V182L73 181V179L71 180ZM77 177H78V179H77ZM99 177V178H98ZM154 177H156V178H154ZM158 177H160V176H158ZM16 178H17V180H16ZM29 178V179H28ZM37 178L40 180H38L37 181ZM43 178V179H42ZM46 178H47V180H46ZM54 178H56L55 179V181H54ZM57 178H59L58 180H57ZM64 178V179H63ZM66 178V179H65ZM136 178V179H137ZM145 178H147L148 180H144ZM154 178V179H153ZM26 180V181H24V180ZM29 181H28V180ZM150 179H152V180H150ZM199 179H200V177H199ZM240 179V181H241V178H239ZM242 179H244V178H242ZM4 180V181H3ZM6 180V181H5ZM35 181V183H33L32 184V182L31 181ZM82 180L86 183V181L88 182L89 180H90V184L88 183V185H89V187H88V189H89V191H88V189L87 188H85V186H81L80 187V185H82L81 183H82ZM98 180H100L99 182H101L102 184L101 185H104V186H102V189H100L101 188V185H100V183H95V181H97L98 182ZM115 180L117 181V183L115 182ZM140 180V179H139ZM235 180H236V178H235ZM235 180H233V181H235ZM247 180H249V179H247ZM23 181V182H22ZM47 181V183H45ZM120 181H122V182H120ZM123 181H125V182H123ZM151 181V182H150ZM237 181H238V179H237ZM246 182V179H244V180H242V182ZM28 182H30V184L32 185V187H31V185H29V183ZM42 182L43 183H45V184H43L42 185ZM74 182V183H73ZM83 182V183H84ZM127 182V183H126ZM227 182H228V185H227ZM230 182V183H229ZM261 182H263V185H264V179L263 180H260V183H259V181L257 182L256 181V185H255V187L257 188V187H259L258 185L259 184H262ZM8 183H10L9 184V187H7V185H8ZM19 185H18V184ZM21 183H22V185H21ZM41 183V184H40ZM64 183V184H63ZM95 183V184H94ZM108 183H109V185H108ZM110 183L111 184H113V186H116V187H118V183H121V185L118 187V189H120L119 190V192H118V194H117V192H115V194H113V192L112 193H109L108 194V191H109V189H108V191H107V188L110 186ZM114 183H116V185L114 184ZM151 183V184H150ZM168 183H169V181H168ZM193 183V182H192ZM199 183V184H198ZM204 184V186H203V190H201L202 188H201V186ZM225 183V184H224ZM7 184V185H6ZM16 184L18 185V186H16ZM55 184H56V186H55ZM91 184H94V185H99V188L97 187H95V189H94V185H92L91 187H90V185ZM105 184L107 185V188L105 187ZM177 184V185H176ZM183 184V183H182ZM226 185L225 187H224V185ZM254 184H255V182H254ZM13 185H15V186H13ZM45 185V186H44ZM52 185H54V186H52ZM122 185L124 186V188H123V190H124V192H126V198L124 199V197H122V194H123V196H124V193H121L122 192ZM129 185H130V190H135V187H137L138 189L140 188L141 190H139V192L138 193H136V194H138L137 196V198H135L136 196V194H134L133 196H134V199H133V196H131V194H133V192L129 195V196H131L130 197V199L131 200H129V202H128V200L127 199H129V197H128V192H127V187H129ZM133 185V187H131ZM149 185V186H148ZM198 185H199V187H198ZM236 185V184H235ZM33 186H35V187H33ZM36 186H38V187H36ZM40 186H42V187H40ZM48 186V187H47ZM67 187L69 186V184H67L66 185ZM71 186V187H72ZM87 186V185H86ZM147 186L149 187V188H147ZM176 186V187H175ZM228 186V187H227ZM3 187V188H2ZM18 187V188H17ZM27 187H29V189L27 188ZM52 187H53V189H52ZM71 187H70V189H71ZM104 187V188H103ZM142 187V188H143ZM175 187V191H178V189H179V191L178 192H175L174 191V194H176V195H174L173 194V196H172V190H174L173 188ZM180 187V188H179ZM262 187V185H260V188ZM2 188V189H1ZM8 188L10 189V190H8ZM13 188V189H12ZM17 188V189H16ZM32 188V190H30ZM41 191L43 188H45L44 190H42V194L39 192L38 194H36V192H38L39 190ZM41 188V189H40ZM61 188L60 187V190H65L66 188ZM84 188V189H83ZM106 188V189H105ZM132 188V189H131ZM172 188V189H171ZM187 188H189L188 190H186ZM233 188V189H232ZM253 188V187H252ZM251 188V186H250V189H252ZM254 189L253 188V190L254 191H256L257 189ZM263 188H264V186H263ZM263 188H261V189H263ZM21 189V190H20ZM35 189V190H34ZM70 189H68V191L70 190ZM83 189V190H82ZM86 189V190H85ZM98 190L99 189V191H97L96 193H99V196L101 195V196H103V198H101V196H100V198H98V197H95V196H98V194H96L95 196H92L91 197V190ZM106 191H105V190ZM149 189V190H148ZM184 189L187 191H184ZM237 189V186L235 187V190ZM5 190H7V192H5ZM34 190V191H33ZM38 190V191H37ZM102 190V191H101ZM159 190V189H158ZM194 192H193V191ZM197 190V192L200 194V193H203V195L206 197L204 200L203 199H196L195 197H197V194L198 193H196L195 191ZM218 190H220V189H218ZM24 191L26 192V193H24ZM47 191V192H46ZM58 193H57V192ZM104 191V192H103ZM117 191V190H116ZM129 191V190H128ZM152 191V192H151ZM183 193H182V192ZM192 191V192H191ZM260 191V190H259ZM262 191H264V189L262 190ZM4 192V193H3ZM9 192V193H8ZM22 192V193H21ZM27 192H29L30 194H28ZM33 192H34V194H33ZM85 192H88V194H89V196L85 193ZM105 192H107L106 194H107V197H106V195L104 194ZM111 192V191H110ZM130 192V191H129ZM140 192L143 194L144 193V195H142V194H140ZM168 192H169V195H168ZM229 192V193H230ZM52 193H55L54 195L55 196H53V195H51ZM83 193V194H82ZM154 193V194H153ZM156 193H161V194H158V195H156L155 196V194ZM185 193H187V195L185 194ZM191 193V194H190ZM218 193V192H217ZM226 193H228V192H226ZM4 194H6V195H4ZM45 194H47L49 197H47V195H45ZM60 194H65V197H64V195H63V197H62V199L60 198V197H58V195H60ZM84 194L87 196V197H89L88 199H89V201H92L93 199H95L96 198V204L98 205L97 207H99V204L102 206V208H101V206L99 207V208H101L100 209V211H99V208L98 209H96V207H92V208H94V210L93 211H95V212H93V214L91 213V215H90V212L88 213V215H87V220L86 221H84V223L85 224H83L81 221H80V223L82 224V225H85V227L83 226V228L81 227V230L79 231L78 229H79V222H78V220H79V217H78V219H75V221H77V222H75V223H77L78 224V226H77V230L78 231H76V229L75 230H73L74 228H75V225H74V223L72 222L73 220H74V218L76 217V215L77 214H75L74 215V213H77V210H78V212L79 211H81V213H82V210L81 209H79V208H81V207H84V205L82 206V203H83V201L84 202H86L85 200H87V198H85V200H83V196H84ZM95 194V192L93 193V195ZM103 194V195H102ZM111 194V196H109ZM121 194V195H120ZM180 194V195H179ZM182 194V195H181ZM35 195H37V198H36V200L34 201V199H33V197L35 196ZM80 195V196H79ZM115 196V197H112V196ZM190 195H192L191 197H190ZM202 195V194H201ZM226 195V194H225ZM224 194H223V196H225ZM22 196V197H21ZM26 196H27V198H26ZM29 196V197H28ZM31 196H32V200H31ZM77 196V195H76ZM85 196V197H86ZM163 196H165L164 198H162ZM187 197V196H189V197H185V200H183L184 198H181V197ZM195 196V197H194ZM221 196V195H220ZM222 196V197H223ZM3 197V198H2ZM16 197V198H15ZM45 197V198H44ZM54 197V198H53ZM68 197V198H67ZM72 197V198H71ZM74 197L76 198V202H74ZM94 197V198H93ZM148 197H149V202H147V199H148ZM171 197V198H170ZM173 197H175L176 199H177V201H179L180 200V202H181V200L183 201V203L181 204L180 202L178 203L175 199V203H174V201H173ZM203 197V196H202ZM202 197H200V198H202ZM14 198V199H13ZM21 199V201H20V199ZM26 198V199H25ZM41 198V199H40ZM48 198H49V201H47L48 200ZM53 198V199H52ZM65 198H66V201H65ZM71 198V199H70ZM104 198H106V200H103ZM113 198H116V200L118 199L119 201H122V203H123V205L121 204V202H119V203H117V201H116V203L114 202V199ZM121 200H120V199ZM141 198H145V200L143 201ZM161 198V199H160ZM168 198H170L172 201H171V203L169 202V199ZM189 198V199H188ZM199 198V197H198ZM51 199V200H50ZM60 199V200H59ZM82 199V200H81ZM102 199V201L103 202H105V204L103 203V202H100V200ZM140 199V200H139ZM167 199V200H166ZM207 199V203H210L211 201V204H207L206 206H205V200ZM214 200V202H213V200ZM223 200V201H221V200ZM13 200H14V202H13ZM46 200V201H45ZM111 200H113V202L111 201ZM127 200V201H126ZM133 200V201H132ZM189 200H192V201H190V203L191 202H193V203H191V204H188L189 202ZM196 200V201H195ZM216 200V201H215ZM217 200H219V201H221V203L224 205V203L226 204L225 206H222L220 203H218L217 202ZM22 201H24V202H22ZM30 201H34L33 203L32 202H30ZM38 201H41V203H43V202H48V203H51V204H53V212H51V210H50V212L48 213V210H47V206L45 207V205H46V203H43V204H41L40 203V206H42V207H40L39 205H38ZM66 203H69L68 205H66L65 204V202ZM97 201H99V202H97ZM109 201H111V202H109ZM144 202V203H142V202ZM151 201V202H150ZM184 201H187V202H184ZM198 201V203H196ZM201 201H203V202H201ZM5 202H6V204H5ZM8 202V203H7ZM18 202H20V203H18ZM59 204H58V203ZM64 202V203H63ZM81 202V203H80ZM139 202H141V206H143V207H138V204H139ZM195 202V203H194ZM199 202H201V203H199ZM25 203V204H24ZM28 203V204H27ZM32 205H31V204ZM35 203V204H34ZM56 203H57V205H56ZM81 205H80V204ZM90 204H88V205H91L92 206V204H94V202L91 204V202H89ZM99 203V204H98ZM152 203V204H151ZM177 203H178V205H177ZM27 204V205H26ZM34 204V205H33ZM73 204V205H72ZM85 204V203H84ZM87 204V203H86ZM86 204H85V206H86ZM96 204H94V205H96ZM104 204V205H103ZM171 204V205H170ZM14 205V206H13ZM39 206L41 209H45V217H43V215H44V211H42L41 209L40 210H38L39 209V207H38V209H37V207H35V206ZM48 206H50L49 204H47ZM57 206V208H58V210L56 209V206ZM66 205V206H65ZM69 205H70V207H73L72 209H70L69 208ZM72 205V206H71ZM74 205L76 206L75 208H74ZM78 205H80V207H78ZM108 206V208H107V210H106V207ZM111 205V206H110ZM148 205V206H147ZM172 205H173V208H172ZM175 205V206H174ZM210 205V206H209ZM214 205V207H212ZM215 205H217V207H215ZM16 206H17V208H16ZM90 206V207H91ZM103 206H105L104 208H103ZM112 206H113V208L114 209H112ZM117 206V207H116ZM145 206V207H144ZM170 206V207H169ZM178 206V207H177ZM192 206V207H191ZM220 206V207H219ZM7 207V208H6ZM26 207H27V209H26ZM33 207V208H32ZM44 207V208H43ZM148 207V208H147ZM181 207V208H180ZM191 207V208H190ZM209 207H211V208H209ZM224 207H226V208H224ZM63 208V209H62ZM69 208V209H68ZM167 208V209H166ZM169 208H171L172 210H170ZM206 208H208V210H211L210 212H209V215H208V212H206V211H208ZM212 208H214V209H212ZM217 208V209H216ZM237 208V207H236ZM236 208H234V209H236ZM238 208H239V206H238ZM238 208L236 209V211H238ZM241 208V207H240ZM243 208V207H242ZM34 209V211H36V210H38V211H42L41 213L42 214H39L38 215V218L36 219L35 218V214L33 213L34 211H32ZM49 209V208H48ZM51 209H52V207H51ZM68 209V210H67ZM74 209V210H73ZM75 209H77V210H75ZM96 209V210H95ZM110 209H111V211H110ZM148 209V210H147ZM162 209V210H161ZM168 210L167 212H166V210ZM204 209V210H203ZM223 209V210H222ZM29 210H31V211H29ZM70 210V211H69ZM112 210H114V212H112ZM146 210V211H145ZM186 211V213L184 214V212ZM198 210H199V212H198ZM219 210V211H218ZM245 209H242V212L244 211ZM15 211V212H14ZM38 211H36L37 212V214H38ZM58 211V212H57ZM62 211V212H61ZM66 211V212H65ZM76 211V212H75ZM120 211V210H119ZM136 211H137V209H136ZM201 211L202 212H204V213H202L201 214ZM214 211H215V215H213L214 214ZM217 211V212H216ZM222 211V213H224V214H220V212ZM241 211V210H240ZM39 212V213H40ZM74 212V213H73ZM97 212V213H96ZM100 212V213H99ZM111 212H112V214H114V216L116 217V218H113L112 219V217H113V215L111 214ZM117 212H118V210H117ZM163 212V213H162ZM192 212V213H191ZM206 212V213H205ZM227 212V213H226ZM244 212H246V211H244ZM5 213V214H4ZM22 213V214H21ZM30 213V214H29ZM56 213H57V220H56ZM70 213H72L73 215H72V217H70ZM119 213V212H118ZM139 213V212H138ZM141 213H143V214H141ZM161 213L164 215V217H163V215H161ZM165 213V214H164ZM169 213H170V215H169ZM171 213L173 214V215H171ZM188 213H190V214H188ZM193 213H194V215H193ZM198 213V215L196 216V214ZM199 213H200V216H199ZM236 213V212H235ZM31 215L32 217H33V220H35V225L33 226L34 228H33V231L31 230L32 229V221H31V216L29 217V215ZM36 214V215H37ZM54 214H55V216H54ZM59 214H60V216H59ZM67 214H69V215H67ZM95 214H98V216H96L95 217ZM107 214H108V216H107ZM237 214V213H236ZM47 215V216H46ZM52 215H53V218L54 219H52ZM61 215H62V217H61ZM81 215V214H80ZM118 215V214H117ZM181 215V216H180ZM217 215V216H216ZM220 215V216H219ZM227 215H228V217H227ZM8 216V217H7ZM13 216V217H12ZM19 216H20V219H22V224H21V221H19L18 223H17V221H18V219H19ZM49 216V217H48ZM74 216V217H73ZM77 216H79V214L77 215ZM83 216V214L80 216L82 219H84L85 220V217H82ZM144 216V218L146 219V220H144L143 222L141 221L142 219H141V217H143ZM166 216V217H165ZM169 216L171 217V219L169 218ZM178 216H180V217H178ZM214 216H216L215 218H214ZM227 218H226V217ZM230 216H234L233 218H230ZM4 217V219H2ZM41 217V218H40ZM137 217H138V214H137ZM203 217V218H204ZM240 217H242L243 218V221H244V216H240ZM240 217H239V220H240ZM27 218H28V221H30L29 223H31L30 224V226L28 227V225H29V223L27 222ZM70 218L72 219V220H70ZM92 218H94V219H97V220H93L92 221V223H91V225L93 226V227H91L92 229H91V231L89 232V228H90V226H89V224L90 223H88L90 220H92ZM101 218V219H100ZM109 218V219H108ZM143 218V219H144ZM166 218V219H165ZM226 218V219H225ZM38 219H40V222H42V223H40L39 222V220ZM47 219H50V220H52V222H50V221H48ZM100 219V220H99ZM163 220V222H162V220ZM167 219H169L168 220V223H167ZM219 219V218H218ZM219 219V220H220ZM232 219V220H231ZM13 220V221H12ZM114 220V221H113ZM141 222H140V221ZM148 220L150 221V220H152V221H154L155 223H153L152 221H150V222H148ZM160 222H159V221ZM166 220V221H165ZM223 220V221H222ZM231 220V221H230ZM27 222L28 223V225H27V223H24V222ZM54 221H56V223H60V224H58V225H56L55 227L57 228V230H55V228L53 227V226H51V224H54L53 222ZM230 221V222H229ZM241 221V220H240ZM243 221H241L240 223H242ZM8 222L10 223L9 225H8ZM38 222V223H37ZM64 222V223H63ZM120 222V223H119ZM221 222V223H220ZM47 223V224H46ZM118 223H119V225H118ZM164 223L166 224V225H164ZM25 224V225H24ZM37 224V225H36ZM41 224H42V227H41ZM46 224V225H45ZM65 224V225H64ZM88 224V225H87ZM116 224L119 226V227H116ZM120 224H122V226L120 225ZM148 224V225H147ZM223 224H225V226L223 225ZM238 224V223H237ZM1 225V224H0ZM13 227H12V226ZM16 225H18V226H16ZM40 225V226H39ZM50 225V226H49ZM66 225H67V227H66ZM96 225V226H95ZM145 225V226H144ZM156 225V226H157ZM221 225H223V226H221ZM7 226H9V228L7 227ZM43 226H46V228L47 227H51V228H45V227H43ZM58 226H60V228H58ZM64 226H65V228H64ZM86 226H89L88 227V230H87V228H86ZM99 226V228H101V231H98L97 233L95 232V231H97V227ZM155 226V225H154ZM217 226V225H216ZM228 226V227H227ZM238 226H239V224L238 225H236L235 227H237L238 228ZM241 226H242V224H241ZM18 227V228H17ZM36 227V228H35ZM74 227V228H73ZM123 227V228H122ZM222 227V228H221ZM224 227H225V229H224ZM6 228V229H5ZM27 228H29V229H27ZM39 228V229H38ZM67 228H69V229H67ZM86 228V229H85ZM93 228H94V230H93ZM120 228L121 229H124V230H121L120 232H118L119 230H120ZM5 229V230H4ZM10 229V230H9ZM13 229V230H12ZM18 229H19V231H18ZM23 231H22V230ZM37 229L39 230V231H42V229H44L45 230V232L44 231H42L41 233H38V234H35V232L37 231ZM59 229V230H58ZM64 230L63 231V233H65V235H66V237H64L65 235H63V234H61V230ZM117 229V230H116ZM9 230V231H8ZM55 230V231H54ZM66 230V231H65ZM67 230H69L68 232H67ZM71 230H73V231H71ZM87 231V234H85L84 233V231ZM100 230V229H99ZM12 231H14V232H12ZM47 231H50V233H54L53 235H51L52 237H50V239L51 238H55V239H53V242H51V241H48L49 240V238H47V236L46 235H49L50 236V234H49V232H47ZM54 231V232H53ZM56 231H58V232H56ZM74 231L76 232L75 233V238L76 239H74ZM94 231V232H93ZM116 231V232H115ZM180 231H182V230H180ZM235 231H237L236 229H235ZM18 232V233H17ZM23 232V233H22ZM32 232L34 233V235L32 234ZM79 232H81V233H79ZM89 232V233H88ZM123 232V233H122ZM183 232V231H182ZM234 232V231H233ZM233 232L232 233H230V234H233ZM259 232V231H258ZM9 233V234H8ZM43 233H45V234H43ZM48 233V234H47ZM98 233H100V234H98ZM103 233V234H102ZM120 233H121V235H120ZM220 233V234H219ZM222 233H224V234H222ZM234 233H236V232H234ZM16 234V235H15ZM31 234V235H30ZM96 236V238H97V236H98V240L95 238V236ZM182 233H180V235H181ZM183 234H185L184 232H183ZM229 234V235H230ZM10 235V236H9ZM38 237V240H37V237ZM39 235V236H38ZM42 235H43V237H42ZM63 235V236H62ZM68 235V236H67ZM93 235V236H92ZM186 235V234H185ZM185 235H183V236H185ZM235 235V234H234ZM237 235V234H236ZM2 236V237H1ZM48 236V237H49ZM91 236V237H90ZM100 236H101V239H99L100 238ZM104 236H106V237H104ZM112 236L115 238H118V241L116 240V238L114 239V238H112ZM119 236H121V240L119 239ZM233 236V235H232ZM231 236V237H232ZM24 237V236H23ZM32 237V238H31ZM41 237V238H40ZM57 237V238H56ZM62 237V238H61ZM69 237H71V238H69ZM72 237H73V239H72ZM90 237V238H89ZM180 237V236H179ZM33 238H35V239H33ZM39 238L41 239V240H39ZM46 238V239H45ZM63 238H64V240H65V242H64V240H63ZM82 240H81V239ZM86 240H85V239ZM126 238V237H125ZM220 238H221V240H220ZM236 238H237V236H236ZM259 238L260 239H262L263 238V240H261L262 241V245L264 244V236L263 237H261V236H259ZM48 239V240H47ZM68 239H69V241H68ZM104 239H105V241H104ZM180 239H182V237H180ZM223 239H224V241H223ZM6 240V239H5ZM16 239H14V241H15ZM32 240H34V242H32L31 243V241ZM47 240V241H46ZM61 241V243H58V244H61V245H59V246H57V244H56V242L57 241ZM67 240V241H66ZM89 240H90V243H92L91 242V240H93V248H90V250L88 251V253L86 252V249H88L89 247H88V245H87V243L89 242ZM120 240V241H119ZM123 240V241H122ZM13 241V242H14ZM76 241H78V242H76ZM84 241V242H83ZM86 241H87V243H86ZM94 241H96L95 243H94ZM110 242L109 244L110 245H112V246H110L109 247V245H107L108 247H106V244H105V247H106V249L108 250H106L105 248L102 250V251H104V252H102V253H100V251L98 252V253H100L99 255H101V254H103L102 256H97V255H95V256H97L96 258H101L100 260H98V259H96L95 260V258L94 257H92L90 260L87 258L92 252V250L94 249V246L96 247L97 245H99L100 244V242ZM113 241H117V243H119V242H121L120 244H117V246H118V248H117V246H116V250H118L119 252H117L116 253V251H114L113 249H115V247H113V244H114V242ZM209 241V240H208ZM224 242V244H225V246L223 245V242ZM234 241H232L231 242V245H233V242ZM20 242V243H19ZM30 242V243H29ZM44 242V243H43ZM46 242H47V244H46ZM52 243L51 244V246L49 245V243ZM67 242V243H66ZM70 244H69V243ZM124 242V243H123ZM5 243V242H4ZM7 243V242H6ZM36 243V242H35ZM72 243H73V245H72ZM78 245H77V244ZM96 243H98V244H96ZM221 243H222V245H221ZM12 244H13V246L14 247H16V248H12ZM32 244V247L30 246ZM55 244V245H54ZM76 244V245H75ZM96 244V245H95ZM243 244V245H242ZM55 246V250H53V248L54 247H52V246ZM71 245H72V247H71ZM74 245H75V247H74ZM101 245V244H100ZM103 245V244H102ZM41 246V247H40ZM57 246V247H56ZM64 246V247H63ZM67 248H66V247ZM213 246V247H214ZM222 246H224V247H222ZM264 246V245H263ZM17 247H20V250H19V248H17ZM30 248L31 247V249H28V251H27V248ZM48 247V248H47ZM52 247V248H51ZM61 247H62V250H61ZM71 247V248H70ZM78 247V248H77ZM79 247H80V249H79ZM82 247V248H81ZM98 247H100V246H98ZM97 247V248H98ZM112 247H113V249H112ZM4 248V249H3ZM51 248V249H50ZM57 248V249H56ZM109 248V249H108ZM229 248V249H228ZM230 248H232V249H230ZM235 248V249H234ZM247 248V250H244V249H246ZM258 248V249H257ZM58 249L60 250L59 251V253H58ZM64 249H66L67 251H65L66 253L68 252V253H70V251H72L74 254L72 255V253H70L69 254V256L68 257H66L67 256V254L66 253H62V251L64 250ZM70 249V250H69ZM234 249V250H233ZM260 249V251H258ZM16 250V251H15ZM19 250V251H18ZM33 250H34V248H33ZM78 250V251H77ZM84 251V256H85V254L87 253V257L85 258V257H83V258H85V260H83L82 258H81V256H80V254ZM99 250H101V248L99 249ZM222 250V253L221 252H218L219 253V255L216 253V251H221ZM230 250V252L231 253H229L228 254V251ZM77 253H76V252ZM79 251H81V252H79ZM111 251V252H110ZM112 251H114V253L115 254H118V256H120V257H117ZM124 251V250H123ZM223 251H225V252H223ZM227 251V252H226ZM242 251V252H241ZM257 253H256V252ZM264 250H262V252H263ZM21 252V253H20ZM110 252V253H109ZM247 252V254L245 255V253ZM26 253V254H25ZM61 253H62V255L63 256H60L61 255ZM75 253H76V255L77 256H79V258L78 257H76V259H75ZM104 253H106V255L104 254ZM7 254H10V256L9 255H7ZM29 255H30V252L28 253ZM57 256H56V255ZM120 254V255H119ZM126 254H127V256H130L127 252H126ZM227 254V255H226ZM233 254V255H232ZM14 255V256H13ZM17 255V256H16ZM20 255H21V257H20ZM70 255H72V256H70ZM82 255H83V253H82ZM107 255H110L109 257L107 256ZM113 255V256H112ZM223 257H221V256ZM224 255H226V258H225V256ZM244 255H245V257H244ZM262 256L264 255V254H261ZM27 257H30V256H28V255H26ZM32 256H33V251H32ZM65 256V257H64ZM261 256V257H262ZM7 257V259H4V258H6ZM11 259H10V258ZM13 257H15V258H13ZM17 257L19 258H21V260H20V258L19 259H17ZM45 257V258H46ZM59 257V258H58ZM61 257H63V258H61ZM70 257H71V259H70ZM221 257V258H220ZM242 257V258H241ZM248 259H247V258ZM260 257V256H259ZM66 258V259H65ZM67 258H69V260L71 261V260H73L72 261V263L67 259ZM103 258H104V260H103ZM106 258L109 260H106ZM115 258V259H114ZM129 259H131V257H128ZM225 258V259H224ZM234 260V261H232V259ZM12 259H15V261L14 260H12ZM54 259V260H53ZM61 259L63 260V261H61ZM65 259V260H64ZM77 259H80V261L79 260H77ZM88 259V260H87ZM221 260V262H220V260ZM222 259L223 260H225V261H222ZM229 259H230V261H229ZM236 259H238V260H236ZM239 259H241V260H239ZM251 259H253V260H251ZM254 259L256 260V261H254ZM264 259V258H263ZM263 259H261L262 261H263ZM4 260H7V261H4ZM17 260V261H16ZM19 260V261H18ZM102 260V261H101ZM111 260H113V262L111 261ZM123 260V261H122ZM200 260H202L201 258H198V261H200ZM228 260V261H227ZM242 260H246V261H248L247 263H245V261H243L242 262ZM4 261V262H3ZM13 261V262H12ZM38 261H40L39 263H38ZM83 261H85V263L83 262ZM127 262V263H124V262ZM214 260L211 262V264L213 263V264H216V262H215ZM237 261H238V263H237ZM250 261V262H249ZM60 262V263H59ZM64 262V263H63ZM68 262V263H67ZM121 262H123V263H121ZM215 262V263H214ZM223 262V263H222ZM233 262V263H232ZM255 262V263H254ZM259 262V263H258ZM264 262V261H263ZM25 263V262H24ZM131 263H133V261L131 262ZM33 264H35V263H33ZM74 264V263H73Z\"/></svg>", "mask_w": 264, "mask_h": 264}]
</instances>
